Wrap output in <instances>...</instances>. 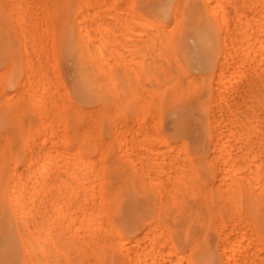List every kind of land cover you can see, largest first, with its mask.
<instances>
[{"label":"rangeland","instance_id":"obj_1","mask_svg":"<svg viewBox=\"0 0 264 264\" xmlns=\"http://www.w3.org/2000/svg\"><path fill=\"white\" fill-rule=\"evenodd\" d=\"M50 1L52 3V0H50ZM50 1H47V2H50ZM55 1L56 2L55 3L53 2L52 5L50 4L51 8L48 10V8L50 6L47 5L49 3H47L46 0H15V1L14 0H0V116L2 117V119L0 117V136L4 137V138H8L10 144L12 146H14L16 149H19L20 153L26 152L25 150L27 148H25V146L27 145V143H28L27 147L29 145L31 146V148L28 147L29 149H32V146H33V149H35V147H34L35 144H36V146L39 145L40 147L39 146L36 147L37 150L32 149L33 154H34V155L32 154V158H31L33 161L32 163H34V160H35V159H33V156L42 154L43 158L41 157V155L36 156V157L37 158L39 157L40 160L43 159V161L41 160L42 163L43 162L45 163V164H43V166L45 165V167L48 168V169L46 168L47 169L46 173H45V170H46L45 167L43 169H39L40 174H38L36 172L37 170H34L37 173V175L34 173L36 176L35 178L39 177L38 178L39 180H36V179L34 180V178L32 179V177H34V175H32V177L30 179V181H31L30 183L28 182L27 179L25 182H24L25 179L24 180L22 179V177H24L23 174H25L24 172H26V170L25 171L23 170L22 173L20 174V175H22L21 178L19 179L20 181L16 180L20 177V175L18 174L19 175V177H18V175L15 176L16 174H13L14 177L12 176L11 180L13 182L18 181L19 185H17V182H15L16 184L14 183L15 185H13V182H10L9 185H11V184L12 185L7 186V190H6L7 195L4 198H0V264H36L35 261H37L38 263L40 262L39 264H73L74 263L73 260H75L76 258L78 260L76 259L74 264H94L95 262H98L99 257L96 256L91 250L88 251V249L86 247L87 244L89 243V242H86V239L89 240L91 238L90 240H93L94 238H92L93 236L90 235L89 233L87 234L88 230L85 229V227H84V226H86L85 224L83 225L84 228L81 227L82 225L79 226L80 224H82V215H78V218H76V219H78L77 221H79V222H74V225H73L74 227H72V229L74 228L73 232L71 231L72 230L71 229L69 232L65 231V233L67 232V234H65L64 231H63V233H61V234H65V236H67V235L72 236V234L75 232L73 234V237L75 236L74 239H76L75 240L76 243L79 244V242H80L82 244V245H80V247H78V245H76V247H78L79 250H77L78 248H72V251H71V249L70 250L64 249L66 254L69 251L71 256L69 255V252H68V255H64L65 254V253H63L64 251L61 252V250H58L59 248L56 247V245H55L56 249L59 251V253L60 252L63 253L62 254L63 257L61 256V254L57 253L58 251L55 250V247L52 244V243H54V241L52 239L57 238V237H61V236L54 234V233H51L52 236L50 237L49 235L46 236V233L43 230L39 231V229H34L31 231L30 226H29V228H26V227H28L29 223L32 222V220H29L27 217V214L23 213L21 211L23 209H26V207H23V208H21V207L23 205L25 206L26 203L28 202V193H30L31 195L33 193V191H31L33 188L32 187L29 188V187L34 185L35 186L34 192L35 191L36 192L41 191L44 193V195L47 192L48 195L46 194V196H48L47 198H49L48 201L51 200L48 192L50 190L49 188L52 187V184H51V182H48V181H52V178L56 174V170L63 169V167L67 166L68 164H69L68 166H70V167L73 166V169H75L74 168V167H76L75 165H78V166L80 164L83 165L82 167H84V169L81 167V165L79 166L82 169V171L80 170L82 173L77 172L80 168L76 167V169H75V170H77V168H78L76 173L78 175H80V173H81L82 179H83V176L90 174L89 175L90 177L86 176V177H88L87 178L88 180L90 179V182L88 181V183H87L86 182L87 179H85L86 178L85 177L84 178L85 181L83 180L84 181L83 185L85 182H86L85 185L88 187L92 186L94 184V182H95L94 185H98V187L97 186H96V188L93 187V189L95 191L97 190V191L101 192V196H100L99 192L97 193V194H99L100 197H98L96 192L92 193L93 191L90 192L89 190H86L87 189L86 186H83L84 188H86L84 190L88 191V192H84V191L83 192L87 196H89L88 195L89 193H90V196H91V194H95V198L93 197L94 198L93 199L92 196L91 197L85 196L84 193L82 192L83 188H80L79 189L80 191L78 194L79 195L78 199L85 201L84 198L86 197V200L89 201L88 203L85 201L88 204L87 205L88 207L85 205L86 203H84V201H83L85 211L87 209H90V208H91L90 209L91 211L93 209L96 210V214H97V211L98 212L99 211L100 212L106 211L104 214L106 216H104L105 218L102 219V222H103V220L107 221L108 226L111 228L107 227V229L106 228L104 229L101 227L102 229H99L98 232H101L102 235L104 234L103 232H105L104 237L106 236L105 242L104 241H103L104 243L101 242L100 246L106 247V244H108V245L110 244L108 247V250L112 249V251H114L117 255H119L118 253L121 250H119L118 245H116V240L118 239L120 241V239L127 238L131 232L129 230V225L126 222V221H128L126 219L127 213L130 214V212L133 210L131 213H133L134 215H135V213H137L135 216H140V215H142V213L144 214V206L145 205H142L143 203H142L141 199L143 198L142 200H144L146 198H151L152 204L154 203L153 206L156 208V210H157V206H158V208H159L158 212H160V214H161V212H163V210H161V208L165 207L164 210L167 211V214L170 213L171 217H173V218H171L170 216H168L170 214H168V215L165 214V216L168 218L166 220H169V218H171L169 220V222H171V224L168 223V221H166L167 224L169 225L168 228H170V232H169L170 235L168 237H169V239L171 238L170 240H173V243L176 246L178 253L180 254V252H181L180 255H182L183 258L188 259L189 262H187V260H185L187 263L191 264V261H192V264H227L226 262H227V259H229L230 253L225 254V249H223L225 243L223 242V245H222L221 241H223L225 235L228 236L230 238V241H231L230 242L231 245H229V246H230V248H233L235 246L234 244L236 243L235 241L238 240L237 237L240 238L241 236H244V235H241L240 233L242 231H245V230H246V232L248 231V233L251 235V237H253V238L256 237V239H258L257 242L260 240L259 242L262 243V244L257 243L258 246L254 245V246H257L256 248H254L253 245L249 246L250 248L249 247L246 248L245 249L246 252L248 251L247 249H250L248 251L247 255H249V253L251 255L253 250L255 253V252L259 251L257 249H260V255L262 257L258 255L259 252L257 254L255 253V254L258 255L257 258L259 257V258H261V260L263 258V260H264V256H263L264 252L261 251L264 248V216L262 214L253 213L252 217L250 216L251 217L250 218L249 217V215H251L250 213H248V214H246L247 212L243 213V210L246 207L245 200L244 201H238L236 204H234V203L232 204L230 202V198L232 200V198L234 197L233 196L234 194L232 195V192H231L234 189V188H232V187H234V176L237 177V175H236L237 172H238V176H240V174H239L240 171L236 170V173H234L235 170L233 169L234 167H232L233 164H231V163H234V161H233L234 160V158H233L234 157V146H233L234 137H231L232 136L231 133L234 131V124H233L234 120L233 119H234V116H236V117H242V116H246V115L249 116L251 113V109L253 108V106H252L253 103L258 101V99L254 98V100H253L252 98L255 97L254 95L258 96L257 93L262 92L263 90L261 91V89L264 88V81H263L264 80L263 79V77H264L263 76V74H264V70H263L264 69V60H263V58H264V27H263L264 26V24H263L264 23V7H263L264 6V0H245L246 2L242 1L241 7H244V9L240 8V6L234 8L235 4L238 2L237 0H236L235 4H234V0H229V1H226V0H209V1L208 0H205V1L204 0H198L200 2H197V0H183V1L181 0L182 1L181 3L179 2V0H132V1L131 0H55ZM64 1L66 2V4ZM260 1H262L263 3L262 2L260 3ZM26 2H27V4H26ZM93 2H96V3H93ZM205 3L208 5V7H207V5H205ZM238 3L239 4L241 3L240 0ZM238 3H237V6H238ZM246 3H248V4H246ZM257 3H258V5H257ZM259 3L262 6H260ZM102 4H103V6H102ZM194 4H195V6H194ZM201 5H202V8H201ZM220 5H222V6L220 7ZM54 6H56L57 8H54ZM176 6H177V8H176ZM232 6H234V7H232ZM16 7H18V8H16ZM214 7H215V9H214ZM219 7H220V9H219ZM246 7H248V8H246ZM211 8H212V10H211ZM43 9H45V10H43ZM46 9H47V11H46ZM52 9H53V12H52ZM176 10H178V11H176ZM180 10H181V12H179ZM96 12L97 13L99 12L98 15ZM175 12L176 13L178 12L177 17L175 15L176 14ZM92 13H93V15H91ZM102 13H104V16H102ZM44 14H45V16H44ZM51 14L53 16H51ZM18 15H19V17H18ZM179 15H180V17H178ZM25 17H27V18H25ZM44 17L45 18L47 17V18L45 19ZM174 17H175V19H174ZM82 18L84 19L85 23L82 22L83 21ZM176 18H178V19H176ZM42 19H43V21H42ZM118 20H119V22H118ZM139 21H142L144 24L142 22H139ZM146 23L149 25H145ZM86 24L89 25L88 28H87ZM96 24H97V26H96ZM111 25H113L112 28L110 27ZM161 25L163 28L165 27L167 29H165V28L163 29L161 27ZM96 27L98 29H100L101 32H100V30H98V32H97ZM146 27L148 30L146 29ZM239 27H240V29H238ZM94 28H95V30H94ZM88 29L90 32H88ZM135 29L143 31L144 36L146 35V32L148 31L147 35L145 37L143 35H139L138 37L134 36L133 34L135 32ZM131 30L134 32H132ZM151 31H153V32H151ZM155 31L156 32L160 31V32L156 33ZM125 32H127L126 35L124 34ZM253 32H255V33H253ZM103 33H104L105 37L108 38V40L104 37ZM113 33H114V35H113ZM122 33H123V35H122ZM152 33L153 34L155 33V35L157 34L158 37L160 36L161 37V38L159 37L160 41H161V39H163V40L160 43L157 35H156V37L152 36V37H154L152 39V43L153 42L155 43V41H156L157 44L153 43L155 46H153V45L152 46L155 47V49L153 47H151L150 49H154L155 52H152L150 54V52L148 53V50L150 51V49H147V51H146V48L144 47V49H145L144 51H143V49H139V50L144 52V53L142 52V56H141V54H140L141 52L138 53L139 50H138V52L136 50V48L138 46L136 47L134 45V43L136 42L135 39L139 38L142 41L145 39L144 40V42H145L146 40L151 38L150 35H152ZM98 34L99 35L102 34L99 39L102 40L101 37H103V39H105L104 42H103V40L101 42L98 39L99 44H97L98 41L96 40L97 37L99 36ZM93 35H95V36H93ZM119 35H120V38H119ZM257 35H259V37ZM114 36H115V38H114ZM147 36H149L150 38H146ZM240 36H241V38H240ZM133 37H135L134 40H133ZM6 38H8V39H6ZM112 39H113V41H112ZM167 39H168V41H167ZM153 40H155V41H153ZM105 41L109 42L110 44L106 43ZM157 41H159V42H157ZM238 41H240V42H238ZM201 42H203V44ZM162 43H165V44H162ZM158 44L160 47L157 50L156 46L158 47ZM160 44L162 45V47ZM167 44L169 45L166 47V48H168V50L164 46V49L162 51H160V49L163 48V45H167ZM252 44H253V46H252ZM98 45H99V47H98ZM144 45L148 46L150 44L149 43H143V46ZM105 46H108L107 47L108 50ZM97 47H98V49H97ZM50 48H51V50H50ZM92 48L95 49V53H94V49H92ZM117 48H119V49L116 50ZM131 49H134V50L132 51ZM114 50H116V51L113 52ZM121 50H123V51H121ZM202 50H203V52H202ZM255 50L257 52L256 54H254ZM260 50H263L262 51L263 53L259 54ZM90 51H92L93 53L90 54ZM97 51H99V54ZM101 51H102V53H101ZM158 51H159V53H158ZM163 51H164V54H163ZM165 51H167V52H165ZM229 52L231 53V58L229 56V54H230ZM252 52L255 55V60L253 59V56L251 54ZM103 53H104V56H103ZM107 53H108V55H107ZM153 53H156L157 56ZM166 53L171 56V58L169 57V60L171 59V62L169 60H167L166 57H168V56H166ZM227 53H229V54L226 55ZM244 53L246 56L242 55V57H241V54H244ZM247 53L249 54V57L247 58L248 60L246 59V57L248 56ZM139 54H140V56H139ZM147 54L150 57L152 56L151 57L152 59L149 58V56L144 57V55H147ZM162 54H163V57H162ZM223 54H224V56H223ZM233 54H235L234 55L235 59L232 58ZM257 54H258V56L261 57V58L259 57L260 58L259 61H261L262 63L256 61L259 59L258 57L256 59ZM97 55H100L99 56L100 59H99V57L97 58ZM118 55L119 56L121 55V56L119 57ZM129 55H131V56H129ZM225 55L227 56V58L225 57ZM236 55H237V57H235ZM47 56L49 59L47 58ZM112 56H115V57H112ZM136 56H137V58H136ZM153 56L156 57L155 63L159 62V60L161 62L165 61V59H166V61H168L167 63H161L160 66L158 65L159 69L156 66V68H157L156 72L158 74H156V72L154 70V69H156L155 66L150 68L152 62L154 65V61H152V60H154L155 57L153 58ZM122 57H124V59ZM164 57H165V59H164ZM143 58H145V61L142 60ZM148 58H149V62L152 61L149 64L147 62ZM157 58H160V59L156 62ZM161 58H162V60H161ZM198 58H200V60ZM224 59H226V60H224ZM241 59L245 63L246 62L248 63V64H246L247 65L246 66L245 63L243 62L244 66L242 69V71H243L242 74H244V72H245V75L240 76V78L238 79L239 81L236 82V86H235V84H233L234 86L232 85V87H230L231 85L227 84L224 87L225 88L224 91H226V89H228V90L226 92H224L222 90L220 91V89H222V87L219 86L216 82L218 79L217 78L218 67L223 68V66H225L223 68V69H225V75H224L225 79L224 80L228 81L229 75L231 74L230 72H232L231 71L232 67H234V64L242 63ZM100 61L102 64L100 63ZM110 61H112V62H110ZM219 61H221V62H219ZM230 61H232V63H230ZM252 61H253V63H252ZM137 62H139L140 64L141 63L144 64V67H143L144 69H141V68L139 69L136 66L137 64H139ZM195 62H196V65H195ZM222 62H224L223 63L224 65H222ZM250 62L252 64L253 68L251 67ZM169 63L172 65L170 66ZM256 63H257V65H256ZM164 64H165V66H164ZM202 64H204V65L201 66ZM219 64H220V66H219ZM49 65L51 67H49ZM122 66H123V68H122ZM161 66H163V67H161ZM172 66H173V69H176V67H177V69L172 71ZM227 67H229V68L231 67V69H228ZM254 67L257 70L254 69ZM248 68L253 69V70L249 69L250 72H247ZM131 69L133 70L132 72H131ZM259 69H261V70H259ZM134 70H136V71H134ZM137 70L139 72H137ZM153 70L155 73L153 72ZM226 70L228 71L227 73H226ZM244 70H246V71H244ZM144 71L147 72L148 75H145ZM256 71H257V73H256ZM259 71H261L262 74ZM170 72L171 73L174 72L173 73L174 75L173 74L171 75ZM167 73H169V75ZM178 73H179V75H178ZM155 74L157 76H155ZM226 74H229V75H226ZM246 74L248 75L249 80L253 81L254 80L253 78H255L258 80L259 85L261 84L263 87L261 88V86H260V88L259 87L256 88L255 89L256 92L254 91V89L253 90L244 89L243 87L246 88V85L248 84L247 82L249 81L246 78L247 77ZM47 75H49V76H47ZM137 75L139 77H137ZM251 75L253 78L251 77ZM261 75H262V77H261ZM160 76H162V77H160ZM121 77H122V79H121ZM147 77H148V81L146 80ZM196 77H197V79H196ZM226 77L228 79H226ZM149 78H150V80H149ZM169 78H170V80L172 79L173 81L172 80L170 81ZM184 78H186V79H184ZM201 78L203 79V81ZM214 78L216 80H214ZM175 79H177V80H175ZM195 79L198 81V83H200L199 84V85H201L200 87H198L199 85L197 84V82L195 83V81H194ZM199 79H201V80L199 81ZM51 80H52V82H51ZM141 80H142L141 85L143 83V88L140 85ZM43 82H45V83H43ZM213 82H214V84L215 83L216 84L214 85ZM148 83L150 86H147ZM153 83H154L153 86L155 87V91L153 90V87H152ZM159 83H161V84H159ZM58 84H60V86H58ZM76 85H78V87L86 88L88 90V95H87L88 99H86V101H84V99H81L78 96V94L76 93V88H77ZM124 85L126 86V88ZM116 86H117L118 90H117V88H115ZM138 86H139V88H138ZM159 87H161V88H159ZM235 87H237V89H238V87H240V89H238L240 91L238 92L237 89L234 90ZM241 88H242V90H241ZM123 89H124V91H123ZM158 89H161V91ZM196 89H198V90H196ZM243 89L247 93L244 92ZM166 90H167V92H166ZM215 91H217V92H215ZM241 91H243L242 94H241ZM112 92H113V94H112ZM139 92H140V94H145L146 100H144L145 99L144 97H141L142 95L141 96L138 95ZM182 92H183V94H182ZM234 92L236 93V95L239 96V97L237 96V98H239V101L236 99H232L234 96L236 97ZM253 92H255V93H253ZM263 92L258 96L260 99L255 104L257 106V108L261 109V110L263 109L262 106H264V93ZM30 93H31V95H30ZM52 93H54V94L52 95ZM159 93L161 95H159ZM243 93H244V95H243ZM245 93H246V95L248 94V96H246ZM200 94L204 95V96H201ZM215 94H216V97H215ZM250 94L252 95V98H250L251 97V96H249ZM56 95L58 98L56 97ZM139 96L141 98H139ZM229 96H230V98H229ZM243 96H244V98H243ZM174 98H176V99H174ZM240 98L241 99L243 98L241 100V101H243V103H245V101H247V100L248 101L250 100L249 101L250 103L252 100H253V102L251 105H248V104H250V103H248V101L246 102L247 105L246 104L243 105L242 103L240 105V103H239ZM106 99H107V101H106ZM234 100H236V101H234ZM32 101H33V103H32ZM53 101H55V102H53ZM70 101L73 104V105L71 104L72 106L70 105V103H71ZM140 102H142V104L145 103V105H141ZM168 103H170V104H168ZM215 103L217 105H218V103H221L218 105L220 108L223 105H225V106H223L222 107L223 109L221 110ZM138 104H139V106H138ZM236 104H238L237 105L238 108L235 107L234 108L235 110H232L233 107L229 108V109L227 108L229 105H231V106L235 105L236 106ZM44 106H45V108H44ZM231 106H229V107H231ZM244 106L246 107V109L248 108L247 109L248 112L242 113L241 109H245ZM256 106H255V108H256ZM217 107L220 109L221 112H219ZM78 108L83 109V110H78ZM44 109H46V110H44ZM49 109H51V110H49ZM47 110H49V111H47ZM92 110L94 111L93 113L88 112V111H92ZM54 111H56V112H54ZM222 111H224V112H222ZM240 111H241V113H239ZM57 112H59V114ZM60 112H62L63 115ZM234 112H236L238 114L236 115V113H234ZM155 113L157 115H155ZM212 113H214V114H212ZM215 113H217V114H215ZM152 114L154 116H152ZM219 114L221 117L219 116ZM223 114H225V115H223ZM224 116H226V117H224ZM151 118H154L156 120H153ZM225 119H227L226 121L229 124L225 121ZM23 120H24V122H23ZM86 120H87V122H86ZM192 120H193V122H192ZM219 120H221V121H219ZM93 121H94V123H93ZM223 121H224V123H223ZM197 122H198V124H197ZM24 123H25V125H24ZM130 124L132 125V127L130 126ZM223 124H224V126H223ZM20 126L21 127L24 126V127L21 128ZM187 126H188V128H187ZM216 126H218V127H216ZM222 126H223V128H222ZM197 127H200L201 129L200 128L197 129ZM6 128L8 129V131ZM220 128H222V129H220ZM229 128H231L233 131L231 129L229 131ZM51 129H52V132H51ZM226 129L230 133L226 132ZM83 130H84V132H83ZM10 131H11V133H10ZM191 132H192V134H191ZM81 133H83V134H81ZM227 133H229V135H228L229 139L225 138V137H221L223 134H226V136H227ZM151 134H153V135H151ZM181 134H183V135H181ZM184 134H185V136H184ZM14 135H15V137H14ZM190 135H191V137H190ZM195 135H197V136H195ZM151 136H154L155 138H153ZM198 136H199V138H198ZM217 136H219V137H217ZM233 136H234V132H233ZM193 137H195L196 139ZM67 138H68V140H67ZM217 138L218 139L220 138V140H218ZM48 139H49V141H48ZM226 139L229 142L231 140V146ZM57 140H58V142H57ZM160 140L162 141L161 143L163 144V147H162V145L159 144ZM180 141H181V143H180ZM77 142H79V144ZM117 142H119V143L116 144ZM214 142H216L217 145ZM225 142L229 145H227ZM81 144H83V145H81ZM212 144H215V145H212ZM223 144H225V145H223ZM100 145L103 148L99 147ZM170 145L172 146L171 150H170L171 147H169ZM226 145H227V147H226ZM166 146H168V147H166ZM229 146H230V149H229ZM42 147H44V148H42ZM47 147L49 150H51V152H52V150L57 148L58 150L55 149V150H57L56 151L57 153L55 152V150L52 152V154L50 152H46L48 150ZM61 148H63L64 150L59 151V150H62ZM76 148H77V150H76ZM82 148L86 149L85 153L82 150ZM211 148H213V152H212ZM177 149H179V150H177ZM221 150H223V152L225 151L224 154ZM230 150H231V152H230ZM35 151L36 152L38 151L37 152L38 154L35 155V153H34ZM44 151L46 154L44 153ZM178 151H180L181 153ZM73 152H75L76 155ZM167 152H169V153H167ZM226 152L230 153V154L228 155ZM67 153H68V155H67ZM124 153H125V155H124ZM225 153L227 154V156H225ZM59 154L62 155L61 158H59L57 156ZM64 154H66V155H64ZM73 154L76 157H73ZM102 154H104V155H102ZM44 155H48V156H45L46 159H44ZM52 155H53V157L56 155L55 157L57 159L59 158L57 163H54L56 161H53L55 157L54 158L51 157ZM213 155H216V156H214L215 159H213L214 158ZM65 156H68L71 159H68V157L66 159H64ZM154 156H156V157H154ZM223 156H225V158H224L225 161H226V159H230V160H227L226 163L224 162V164H223V160H222ZM47 157H48V161L50 163L49 162L46 163ZM153 157H154V159H153ZM157 157H159V158L162 157V158H160L162 160H160ZM199 157H200V159H199ZM210 157H211V159H210ZM216 157H217V159H216ZM39 158L37 160H35L38 162V164L41 162V161H38ZM187 158H188V160H187ZM203 158L205 159L206 162H202V160L204 161ZM61 159L62 160L64 159L63 162L65 160H66V162L69 160L70 163L65 162L64 163L65 165L63 164L62 166H60L63 163V162H61L62 161ZM73 159H74V161L76 160L75 161L76 163H74L72 165L71 163L74 162ZM155 159L157 160V162H159L158 164H157ZM176 159H178L179 161H177ZM59 160H60V164L58 165ZM86 160H89V161H86ZM132 160H133L134 167L132 166L133 164L130 165V163H132ZM78 162H80V164ZM96 162L99 163V165L102 167H100ZM172 162H174V163H172ZM215 162H216L217 166L215 165ZM29 163H31V161ZM42 163H40V164H42ZM86 163L89 166V167H87V168H89V169H87V171L85 170L86 169L85 166H87ZM150 163H151V165H150ZM46 164H47V166H46ZM159 164H162L164 169H162L163 167ZM229 164H231V166ZM17 165H18L17 162L12 161V170H11L12 172H15L16 170L19 169ZM48 165H51V166L48 167ZM53 165H54V167H56L58 169H55L53 167ZM40 166H42V165H40ZM57 166H60V167H57ZM227 166L228 167L230 166V167L228 168ZM98 168H101V169H98ZM36 169H37V167H36ZM90 169L92 171H89ZM141 169L143 171H141ZM174 169H175V171H174ZM83 170H85L87 172V174H85L84 173L85 171H83ZM100 171L102 174L100 173ZM167 171H169V173H166ZM229 171H231V172H229ZM12 172L10 174H12ZM42 172H44V173L42 174ZM76 173H74V174L76 175ZM242 173L244 175H249V173L246 170L242 171ZM46 174L48 176H51L52 178L51 179L48 177L45 178V176H47ZM187 174H189L190 176H188ZM203 174H205V175H203ZM41 175L44 176V179H46L48 185H50V186L46 185L47 183L45 184V181L40 182V180L43 178V177H40ZM78 175H77V177H78ZM96 175H98L99 178ZM191 176H192V178H191ZM206 176L208 178H206ZM25 177H27V176L25 175ZM144 177H145V179H144ZM172 177L174 180L172 179ZM179 177H182V179H180ZM100 178H102V179L100 180ZM183 178L186 180V184H185V182H184L185 180ZM221 178H223V179H221ZM79 179H81V178H79ZM171 179H172V181H171ZM207 179H208V181H207ZM224 180H225V182H224ZM92 181H93V183H92ZM120 182L122 183L121 189L119 188ZM188 182H190L189 183L190 185H188ZM191 182H194V183H191ZM218 182L220 185L218 184ZM41 183H42V186L40 188ZM43 183L45 184L44 188H43V186H44ZM81 183H82V181H81ZM89 183L90 184L92 183V184L89 186ZM182 183H183V185H182ZM199 183H201V184H199ZM113 184H115V185H113ZM228 184H229V186H231V184H232V186L229 189H228ZM21 186L23 187V191H21V193L23 192L26 197H24V195L21 194L19 191V190H21ZM47 186H48V188H47ZM146 186H148L149 188H146ZM159 186L161 189H164L163 190L164 192L161 189H159ZM174 186H176V187L178 186V188H176ZM195 186H196V188H195ZM204 186L207 187V189H205V190L203 189V190L204 191L208 190L209 194H208V191H206L203 193V196H201L202 195V193H201L202 188ZM8 187H10V188H8ZM11 187H13V188H11ZM17 187H20V188H17ZM24 187L27 190H25ZM150 187H151V189H150ZM154 187H156L157 190L159 189L158 190L159 192H156V189H154ZM193 187H194L195 191H193L194 190ZM208 187L210 190L208 189ZM45 188H46V190H45ZM184 188H186V189H184ZM12 189H14V190L18 189V190H15V192H13L14 190L12 191ZM90 189H91V187H90ZM119 189L121 191H119ZM147 189L151 190V193ZM222 189H223V191H225V193L228 192L229 194H226V195H229V196H226L223 193ZM184 190H185V192H184ZM17 191H18V193H17ZM109 191H110V194H109ZM199 191H200V193H198ZM256 191H260V190L257 189ZM36 192L33 193V196L37 194V195H39L37 197L40 198L42 196V194L41 193L38 194ZM80 192H82V194ZM152 192H154V193H152ZM162 192L164 193V195ZM182 192H184L185 195L182 194ZM13 193H14V195H16V197H17V194L20 193L19 195L20 196L23 195L22 196L23 200L27 201V202L23 203L24 201L21 200L22 197L20 198L18 196L20 199L15 198ZM176 193L179 195H176ZM143 194L145 195L146 198L143 196ZM148 194L150 195V197H148ZM198 194H199V196H198ZM219 194H221V195L219 196ZM9 195H11L12 197L14 196L15 199H18V201L20 203L18 201L17 202L20 205L14 203V201L16 202V200L14 198L13 199H11L12 197L8 198ZM80 195H84L83 196L84 198L82 196L80 197ZM156 195H159L160 198ZM181 195H183V196H181ZM222 195H224V197ZM165 196H168L169 199L171 197V199H170L171 201L169 199H168L169 201L166 200L167 197H165ZM177 196L180 198V200ZM185 196L187 197V199H188V196L190 197L187 200V202H185V199L183 198ZM194 196L196 197V200L198 202L195 199H193V198H195ZM109 197H110V199H109ZM207 197H208V199L206 201ZM35 198H33V199H35ZM45 198L46 197H44L43 199H45ZM81 198H83V199H81ZM99 198H100V200H99ZM106 198L109 200L112 199L111 200L112 202L104 207L105 210L104 209L100 210L101 207L99 205L100 203H98V202L101 201V199H106ZM172 198H174V199H172ZM181 198H183V199H181ZM191 198L193 199V201ZM10 199L13 201H11ZM37 199L35 201H33V203H35V202L39 203L41 201L40 199H38L40 201H38ZM159 199H160V203H164L165 206L164 205L162 206V204L158 203ZM176 199L178 200V202L176 201L177 205L181 202L178 206H175L176 204H174V203H176V202H174ZM201 199L203 201L202 203L206 204V205L204 204V207H203L202 203H201V206L203 207L202 210H201V207L199 206L200 205L199 200H201ZM154 200L155 201L157 200V202H155ZM172 200H173V202H172ZM194 200L196 201V203L194 202ZM226 200L228 201V203L230 205L231 204L232 205L230 206L229 204H227ZM45 201L48 204L50 202V201L48 202L46 199H45ZM183 201H184V203H183ZM79 202L81 203V204H79V207H80V205L82 207V201H79ZM131 202H133L132 210L130 208ZM169 202L170 203L172 202L171 205L172 204H174V205H172L170 207ZM92 203H94L96 205L95 208L93 207V209L91 207V206H94ZM117 203H118V205H117ZM185 203H187L186 204L187 208L185 207ZM188 203H190V204H188ZM240 203L242 206L240 205ZM13 204L15 206H18V205L21 206L19 209L20 210L19 214H14V212L18 213L17 212L18 209L15 206H13ZM44 204H43V206H45ZM90 204H92V205L89 206ZM238 204H239V206H238ZM11 205L15 208L11 207ZM190 205H192V206L194 205L195 207L191 206L192 207L191 208ZM227 205H229V206H227ZM43 206L39 203L38 209H40ZM85 206L87 207V209H85L86 208ZM111 206H114V207L111 208ZM153 206H150V210L152 209V211L155 210V208ZM198 206L200 207L201 211H206V212H201V211L198 212L197 211V210H199ZM173 207L174 208L176 207V208L174 209ZM216 207L217 208L219 207L218 208L219 211ZM229 207H232V209ZM12 208H13V210H12ZM55 208H53V209L56 210ZM142 208H143V211H142ZM171 208L173 211L171 210ZM53 209H52V211H54ZM79 209L83 210V208L82 209L79 208ZM127 209L130 211L128 212ZM137 209H138V211H137ZM191 209L193 212L191 211ZM94 210H93V212H94ZM150 210L148 211L149 217L151 214H154V213L157 214L158 213L157 211H153L154 213H152V211H150ZM231 210H234V212ZM23 211H25V210H23ZM26 211H27V209H26ZM166 211L164 213H166ZM179 211H181V212H179ZM245 211H247V210L245 209ZM86 212H88V210ZM237 212H238V215L236 214L235 215L236 217L234 216L235 217L234 218L233 215H234V213H237ZM148 213H146V214H148ZM182 213L184 214V216ZM216 213H217V215H216ZM228 213H231V214H228ZM239 213H240V215H239ZM22 214H23V216H22ZM24 214L26 216H24ZM123 214H124V216H123ZM188 214L192 215L190 219H187ZM18 215H20V216H18ZM161 215H164V214H161ZM173 215L174 216L176 215V216L174 217ZM199 215L202 216L201 221H199L200 220L199 217L195 219V217L199 216ZM242 215H243V217L241 218ZM203 216H205V218ZM230 216L232 218H234V219L231 218V223H229L230 222L229 221ZM237 216H238V218H237ZM244 216L245 217L247 216L250 219L249 220L247 218L248 220L246 223H244L245 219H246ZM102 217L103 216L100 217V220ZM149 217H147L143 222L140 220H137L138 217H136L137 221L134 220L135 222H133V224H132L133 228L138 227V226L144 224L145 222L150 221ZM23 218L28 223L24 224L26 221H23L24 220ZM163 218H164V216H163ZM55 220H56V217H55ZM80 220H81V222H80ZM181 220H183V221H181ZM185 220L187 222H184ZM202 220L205 223H202ZM218 220H222V221L220 222ZM22 221L24 223H22ZM51 221H54V217L51 218ZM110 221L113 222L112 224H114L115 227H113L114 225H112ZM139 221L141 224H139ZM177 221L180 224H178ZM226 221L229 223V225L227 224ZM248 221H249V224H247ZM250 221H252V222H250ZM107 222H103L102 225L103 224L106 225ZM174 222H176L177 224ZM210 222H212V223H210ZM241 222H243V226H244L243 228H239L240 226H242ZM254 222H255L256 228L254 226ZM77 223H79V224L77 225ZM218 223L222 224V225H224L226 223L227 226H225L226 225L225 224L223 227L222 225H219ZM20 224H22L24 226V228H23V226L22 227L19 226ZM213 224L215 226H213ZM217 224L219 225V227L217 226ZM104 225H103V227H105ZM178 225L179 226L181 225L182 228L181 227L179 228ZM247 225L248 226L251 225V227L249 226V229L251 228L250 229L251 231L247 230V228H248ZM18 226L20 227V229ZM75 226H77V227L79 226L78 227L79 230H77L78 228H76ZM253 226L256 229V231L258 230L257 231L258 233L255 232ZM190 227L193 229H191ZM213 227L214 228L216 227V228L214 229ZM225 227L228 229H225ZM82 228H83V231L85 232V234L82 231ZM113 228L115 231H113ZM220 228H224L225 231L220 230ZM103 229H104V231H103ZM110 230H112V231H110ZM157 230H158V228H157ZM157 230H156V234L160 233V234H157V237L159 235H161L162 237L159 236L160 238H157V237L156 238L161 240V238H163V235L161 234L162 232L157 231ZM174 230H177L181 234V236L177 231H175V233H174ZM235 230L238 232H236ZM35 231H37V232H35ZM41 231H42V233H41ZM77 231L79 233H82L81 235L84 234L83 239H82V236H80ZM252 231H253V233L255 232L256 235H255V233L252 234L251 233ZM2 232H4V234ZM197 232L199 233V235H197L198 234ZM223 234H225V235L223 236ZM229 234H230V236H229ZM242 234H244V233L242 232ZM246 234L247 233H245V235ZM4 235H5V237H4ZM88 235L90 237H88ZM171 235L174 237H172ZM254 235H255V237H254ZM178 236H180L182 238L180 241H177ZM221 236H222V238L220 240ZM234 236H236V237H234ZM246 236L249 237L248 234ZM41 237L42 238L45 237V240H43V241L46 244L44 242L40 243V242H42V241H39V240H42ZM111 237H112V239H111ZM2 238L4 240H6L7 243H4L2 241ZM48 238H50L52 240V242ZM167 238L162 239L161 241L167 240ZM197 238H200V239H197ZM225 238H227V237H225ZM236 238H237V240H236ZM259 238H261V239H259ZM107 239H109L110 241ZM192 239L193 240L195 239V240L193 241ZM211 239H212V241H211ZM228 239H226V240L229 241ZM46 240H48V241H46ZM49 240H50V242H49ZM69 240L71 241V240H73V238L72 239L69 238L68 241ZM77 240L79 242H77ZM196 240H198V241H196ZM107 241H109V243H107ZM192 241L194 243H192ZM224 241H225V239H224ZM36 242L38 243V245ZM110 242H112V243H110ZM83 243H85V244H83ZM191 243L195 245V246L193 245V250L191 249L192 247L190 246ZM230 243L227 242V244H230ZM232 244H233V246H232ZM84 245H85V247H83ZM42 246H44L43 249L46 251L42 250ZM188 246H189V248H187ZM261 246H262V248H261ZM221 247H223V248H221ZM251 248H252V250H251ZM53 251H54V253H52ZM199 251L201 252V255L198 254ZM78 252H79V254H78ZM90 252H92V253H90ZM183 253H185V257L183 256L184 255ZM254 253H252V254H254ZM55 254L57 255V259H56ZM73 254H74V256H76V254H77L78 257H74ZM84 254H85V257H84ZM89 254H91V255H89ZM243 254H245V252L241 253V255H243ZM223 255H224V257H223ZM227 255H228V257H227ZM64 256H69V258L70 257L71 258L67 259ZM231 256H232V254H231ZM236 256L238 257L239 255H236ZM236 256H233L234 257L233 259L236 260L235 261L236 263L240 264L242 262L241 258H240L241 256L237 258L238 260L236 259ZM253 256H255V255H253ZM73 257H74V259H72ZM255 258H256V256H255ZM173 259H175V258H173ZM225 259H226V261H224ZM230 259H231V257H230ZM92 260H93V262H92ZM231 260H230V262L232 263V261H234V260H232V261ZM253 260H252V262H253ZM177 261L173 262V263L170 262V264H179V263H177ZM257 261H259V260H257ZM156 262L158 263L159 261H156ZM156 262L154 264H157ZM162 262L165 263V261H162ZM181 262L183 264H186V262H184V260L183 261L181 260ZM235 262H233V264H235ZM108 263H109V261H108ZM168 263H165V264H168ZM253 263H251V264H253ZM258 263L259 262H257L256 264H258ZM111 264H116V263L112 262ZM262 264H264V261Z\"/></svg>","mask_w":264,"mask_h":264},{"label":"bare ground","instance_id":"obj_2","mask_svg":"<svg viewBox=\"0 0 264 264\" xmlns=\"http://www.w3.org/2000/svg\"><path fill=\"white\" fill-rule=\"evenodd\" d=\"M15 1V0H14ZM47 1H50V0H46V2ZM132 1V0H131ZM183 1V0H182ZM181 0H179V2L181 3L182 2ZM205 1V0H204ZM209 1V0H208ZM226 1H229V0H226ZM238 2H239V0H237ZM242 1H244V2H246L245 0H240V4L238 3V6H237V3L235 4V2H236V0H234V4H235V7L234 6H232V7H234V8H236V7H239L240 6V8H242V9H244V7H241V4H242ZM40 2V1H39ZM55 3L56 1L55 0H52V3ZM65 2V1H64ZM86 2V1H85ZM197 2H200V1H198L197 0ZM196 2V3H197ZM203 2V1H202ZM243 2V3H244ZM248 2V1H247ZM262 1H260V3H261ZM17 3V2H16ZM47 3H49V4H47L48 6H50L49 8H48V10L51 8V5H52V3H51V1L50 2H47ZM93 3H96V2H93ZM150 3V2H149ZM259 3V5L260 6H262L261 4ZM263 3V2H262ZM26 4H27V2H26ZM51 4V5H50ZM65 4H66V2H65ZM128 4V3H127ZM183 4V3H182ZM229 4V3H228ZM246 4H248V3H246ZM254 4V3H253ZM56 5V4H55ZM180 5V4H179ZM200 5V4H199ZM205 5H207L206 3H205ZM218 5V4H217ZM224 5V4H223ZM245 5V4H244ZM257 5H258V3H257ZM57 6V5H56ZM56 6H54V8H57ZM102 6H103V4H102ZM111 6V5H110ZM164 6V5H163ZM178 6V5H177ZM177 6H176V8H177ZM194 6H195V4H194ZM222 5H220V7H221ZM130 7V6H129ZM165 7V6H164ZM179 7V6H178ZM181 7V6H180ZM207 7H208V5H207ZM220 7H219V9H220ZM250 7V6H249ZM264 7V6H263ZM16 8H18V7H16ZM26 8V7H25ZM47 8V7H46ZM88 8V7H87ZM86 8V9H87ZM175 8V9H176ZM182 8V7H181ZM200 8V7H199ZM201 8H202V5H201ZM246 8H248V7H246ZM260 8V7H259ZM179 9V8H178ZM214 9H215V7H214ZM261 9V8H260ZM40 10V9H39ZM43 10H45V9H43ZM210 10V9H209ZM211 10H212V8H211ZM224 10V9H223ZM26 11V10H25ZM46 11H47V9H46ZM51 11V10H50ZM86 11V10H85ZM88 11V10H87ZM163 11V10H162ZM173 11V10H172ZM176 11H178V10H176ZM217 11V10H216ZM227 11V10H226ZM246 11V10H245ZM19 12V11H18ZM52 12H53V9H52ZM174 12V11H173ZM179 12H181V10L179 11ZM49 13V12H48ZM59 13V12H58ZM95 13V12H94ZM97 13V12H96ZM99 13V12H98ZM98 13H97V15H98ZM150 13V12H149ZM176 13V12H175ZM178 13V12H177ZM177 13L175 14L176 15V17H177ZM211 13V12H210ZM46 14V13H45ZM45 14H44V16H45ZM108 14V13H107ZM116 14V13H115ZM219 14V13H218ZM12 15V14H11ZM48 15V14H47ZM46 15V16H47ZM60 15V14H59ZM91 15H93V13L91 14ZM259 15V14H258ZM13 16V15H12ZM51 16H53L52 14H51ZM85 16V15H84ZM102 16H104V13H102ZM202 16V15H201ZM18 17H19V15H18ZM21 17V16H20ZM23 17V16H22ZM42 17V16H41ZM83 17V16H82ZM95 17V16H94ZM116 17V16H115ZM178 17H180V15L178 16ZM260 17V16H259ZM263 17V16H262ZM25 18H27V17H25ZM31 18V17H30ZM36 18V17H35ZM45 18V17H44ZM47 18V17H46ZM45 18V19H46ZM121 18V17H120ZM140 18V17H139ZM19 19V18H18ZM83 19V18H82ZM95 19V18H94ZM174 19H175V17H174ZM176 19H178V18H176ZM258 20V19H257ZM36 21V20H35ZM42 21H43V19H42ZM127 21V20H126ZM132 21V20H131ZM177 21V20H176ZM237 21V20H236ZM38 22V21H37ZM83 23H85L84 22V19H83V21H82ZM118 22H119V20H118ZM139 22H142V21H139ZM19 23V22H18ZM35 23V22H34ZM143 23V22H142ZM159 23V22H158ZM262 23V22H261ZM17 24V23H16ZM28 24V23H27ZM37 24V23H36ZM144 24V23H143ZM264 24V23H263ZM84 25V24H83ZM87 25V24H86ZM95 25V24H94ZM107 25V24H106ZM145 25H149V24H145ZM23 26V25H22ZM40 26V25H39ZM88 26L89 25H87V28H88ZM96 26H97V24H96ZM108 26V25H107ZM115 26V25H114ZM126 26V25H125ZM143 26V25H142ZM158 26V25H157ZM261 26V25H260ZM31 27V26H30ZM33 27V26H32ZM44 27V26H43ZM84 27V26H83ZM111 28L113 27V25H111L110 26ZM150 27V26H149ZM161 27H162V25H161ZM264 27V26H263ZM35 28V27H34ZM49 28V27H48ZM97 28V27H96ZM127 28V27H126ZM129 28V27H128ZM151 28V27H150ZM163 28V27H162ZM165 28V27H164ZM163 28V29H164ZM81 29V28H80ZM146 29H147V27H146ZM165 29H167V28H165ZM238 29H240V27L238 28ZM49 30V29H48ZM94 30H95V28H94ZM98 30H100V29H98L97 28V32H98ZM114 30V29H113ZM148 30V29H147ZM155 30V29H154ZM153 30V31H154ZM31 31V30H30ZM80 31V30H79ZM84 31V30H83ZM92 31V30H91ZM119 31V30H118ZM129 31V30H128ZM132 31V30H131ZM153 31H151V32H153ZM157 31V30H156ZM155 31V32H156ZM168 31V30H167ZM52 32V31H51ZM88 32H90L89 31V29H88ZM100 32H101V30H100ZM103 32V31H102ZM130 32V31H129ZM132 32H134V31H132ZM148 32V31H147ZM147 32H146V35H147ZM160 32V31H159ZM159 32H156V33H159ZM28 33V32H27ZM95 33V32H94ZM126 33L127 32H125L124 34L126 35ZM253 33H255V32H253ZM41 34V33H40ZM83 34V33H82ZM116 34V33H115ZM144 34V32L143 31H140V30H136L135 29V32H134V36H139V35H143ZM99 35V34H98ZM102 34H100L98 37H97V41H98V39L100 38V36H101ZM103 35H104V33H103ZM113 35H114V33H113ZM122 35H123V33H122ZM145 35V36H146ZM150 35V34H149ZM157 35V34H156ZM156 35H155V33L153 34L152 33V35H150L151 36V38L149 37V36H147L146 38H150V39H148V40H146L145 42H144V40L142 41V40H140L139 38L138 39H135V37H133V40L135 39V41L137 42H135L134 43V45L138 48H136L133 44V46L136 48V50H137V52H138V50L139 49H143V51L145 50L144 49V47L146 48V51H147V49H150L151 47H153V46H155L154 44L156 43V41L155 40H153V41H155V43L153 44L152 43V39L154 38V37H156ZM93 36H95V35H93ZM117 36V35H116ZM144 36V35H143ZM144 36V37H145ZM152 36H154V37H152ZM236 36V35H235ZM258 37H259V35H257ZM85 37V36H84ZM104 37H105V35H104ZM126 37V36H125ZM136 37V38H137ZM141 37V36H140ZM143 37V38H144ZM157 37H158V35H157ZM160 37V36H159ZM158 37V38H159ZM46 38V37H45ZM49 38V37H48ZM102 38V40H103V42H104V40L105 39H103V37H101ZM107 40H108V38L107 37H105ZM114 38H115V36H114ZM119 38H120V35H119ZM161 38V37H160ZM160 38H159V41H160ZM237 38V37H236ZM240 38H241V36H240ZM244 38V37H243ZM6 39H8V38H6ZM36 39V38H35ZM51 39V38H50ZM87 39V38H86ZM122 39V38H121ZM128 39V38H127ZM130 39V38H129ZM157 39V38H156ZM47 40V39H46ZM84 40V39H83ZM102 40L101 39H99V41H101L102 42ZM110 40V39H109ZM163 39H161V41H162ZM41 41V40H40ZM48 41V40H47ZM99 41H98V43L97 44H99ZM112 41H113V39H112ZM126 41V40H125ZM159 41H157V42H159ZM161 41H160V43H161ZM167 41H168V39H167ZM225 41V40H224ZM242 41V40H241ZM37 42V41H36ZM106 42V41H105ZM127 42V41H126ZM134 42V41H133ZM228 42V41H227ZM238 42H240V41H238ZM106 43H109V42H106ZM123 43V42H122ZM128 43V42H127ZM143 43H149L150 45H144L143 46ZM202 44H203V42H201ZM224 43V42H223ZM236 43V42H235ZM262 43V42H261ZM110 44V43H109ZM131 44V43H130ZM138 44V45H137ZM157 44V43H156ZM162 44H165V43H162ZM239 44V43H238ZM241 44V43H240ZM254 44V43H253ZM253 44H252V46H253ZM106 45V44H105ZM131 45V46H132ZM153 45V46H152ZM161 45V44H160ZM23 46V45H22ZM30 46V45H29ZM128 46V45H127ZM164 46H165V48L167 47V46H169L168 44L167 45H163V48L162 49H160V51H162L163 49H164ZM201 46V45H200ZM32 47V46H31ZM98 47H99V45H98ZM98 47H97V49H98ZM106 48L108 47V46H105ZM148 47V48H147ZM160 46H159V44H158V47L156 46V48H157V50H158V48H159ZM161 47H162V45H161ZM202 47V46H201ZM207 47V46H206ZM26 48V47H25ZM96 48V47H95ZM133 48V47H132ZM134 48V49H135ZM154 49H155V47H153ZM92 49H94V48H92ZM96 49V50H97ZM119 48H117L116 50H118ZM134 49H131L132 51L134 50ZM154 49H150V51L148 50V53L150 52V54L152 53V52H155V50ZM167 50H168V48H166ZM204 49V48H203ZM231 49V48H230ZM50 50H51V48H50ZM90 50V49H89ZM107 50H108V48H107ZM116 50H114L113 52H115ZM121 51H123V50H121ZM130 51V50H129ZM143 51H141V50H139V52L138 53H140L141 54V56H142V52ZM170 51V50H169ZM251 51V50H250ZM263 50H260V52H259V54L260 53H263L262 52ZM24 52V51H23ZM98 52V54H99V51H97ZM107 52V51H106ZM118 52V51H117ZM157 52V51H156ZM165 52H167V51H165ZM202 52H203V50H202ZM201 52V53H202ZM45 53V52H44ZM91 53H93L92 51H90V54ZM94 53H95V49H94ZM101 53H102V51H101ZM144 53V52H143ZM146 53V52H145ZM158 53H159V51H158ZM162 53V52H161ZM160 53V54H161ZM230 53V52H229ZM229 53H227L226 55H228ZM257 52H256V50H255V53L254 54H256ZM122 54V53H121ZM140 54H139V56H140ZM153 54H155L156 55V53H153ZM163 54H164V51H163ZM163 54H162V57H163ZM252 54V56H253V59L255 60V55L253 54V52L251 53ZM30 55V54H29ZM107 55H108V53H107ZM159 55V54H158ZM225 55V57L227 58V56ZM234 55L235 54H233V56H232V58H234ZM238 55V54H237ZM237 55L235 56V57H237ZM242 55H244V56H246L245 55V53L244 54H241V57H242ZM247 57H246V59L249 57V54L247 53ZM95 56V55H94ZM100 55H97V58L99 57ZM103 56H104V53H103ZM119 56V55H118ZM121 56V55H120ZM119 56V57H120ZM129 56H131V55H129ZM145 56H149L148 54L147 55H144V57ZM157 56V55H156ZM161 56V55H160ZM165 56V55H164ZM166 56H168V57H166L167 58V60H169V57L171 58V56L170 55H168L167 53H166ZM223 56H224V54H223ZM229 56H230V58H231V53L229 54ZM50 57V56H49ZM112 57H115V56H112ZM152 57V56H151ZM150 56H149V58H151ZM155 56H153V58H154ZM257 57L259 58L260 56H258V54H257V56H256V59H257ZM47 58H48V56H47ZM123 59H124V57H122ZM134 58V57H133ZM136 58H137V56H136ZM149 58H148V64L150 63V62H152V61H154V65H153V62H152V64H151V66H150V68L151 67H154L155 66V68H156V66L158 67V65L160 66V64L161 63H167L168 61H166V59H165V57H164V59H165V61H160L159 59L160 58H157V60H156V62L159 60V62H157V63H155V59H156V57L154 58V60H152V61H150L149 62ZM261 58V57H260ZM260 58L258 59V60H256V61H258V62H260V63H262L261 61H259L260 60ZM49 59V58H48ZM99 59H100V57H99ZM152 59V58H151ZM150 59V60H151ZM199 60H200V58H198ZM235 59V58H234ZM243 59V58H242ZM241 59V60H242ZM252 59V60H253ZM109 60V59H108ZM107 60V61H108ZM142 60H144L145 61V58H143ZM147 60V59H146ZM161 60H162V58H161ZM175 60V59H174ZM211 60V59H210ZM224 60H226V59H224ZM230 60V59H229ZM248 60V59H247ZM246 60V61H247ZM253 60V61H254ZM263 60H264V58H263ZM47 61V60H46ZM45 61V62H46ZM99 61V60H98ZM170 62H171V59L169 60ZM239 61V60H238ZM237 61V62H238ZM251 61V60H250ZM253 61H252V63H253ZM28 62V61H27ZM105 62V61H104ZM110 62H112V61H110ZM122 62V61H121ZM130 62V61H129ZM140 62V61H139ZM139 62H137V63H139ZM205 62V61H204ZM209 62V61H208ZM219 62H221V61H219ZM242 63H238V64H234V67H232V72H230L229 74H226V75H229V79L226 77V79H228V81H225L224 79V75H225V69H223L225 66H223V68L222 67H218V69H217V74H218V76H217V84L219 85V86H221L222 87V89H220V91L222 90V91H224L225 90V86L227 85V84H230L229 86L230 87H232V85L233 84H235V86H236V82H238L239 80V78H240V76H242V75H245V72H244V74H242L243 73V71H242V69H243V64L245 63L243 60L241 61ZM244 62V63H243ZM100 63H101V61H100ZM107 63V62H106ZM159 63V64H158ZM203 63V62H202ZM224 62H222V65H224L223 64ZM230 63H232V61H230ZM102 64V63H101ZM140 64V63H139ZM137 64L136 66L140 69H144L143 67H144V64ZM146 64V63H145ZM157 64V65H156ZM170 64V63H169ZM242 66H240V65ZM246 64H248L247 62L245 63V65ZM250 64H251V62H250ZM105 65V64H104ZM122 65V64H121ZM153 65V66H152ZM172 64H170V66H171ZM195 65H196V62H195ZM199 65V64H198ZM204 64H202L201 66H203ZM256 65H257V63H256ZM149 66V65H148ZM164 66H165V64H164ZM176 66V65H175ZM219 66H220V64H219ZM247 66V65H246ZM249 66V65H248ZM49 67H51L50 65H49ZM117 67V66H116ZM119 67V66H118ZM134 67V66H133ZM132 67V68H133ZM161 67H163V66H161ZM251 67L253 68V66H252V64H251ZM47 68V67H46ZM122 68H123V66H122ZM202 68V67H201ZM228 69H231V67L229 68V67H227ZM28 69V68H27ZM49 69V68H48ZM102 69V68H101ZM154 69V68H153ZM158 69H159V67H158ZM176 69H177V67H176ZM176 69H173V66H172V71L173 70H176ZM247 69V68H246ZM249 69L250 68H248V70H247V72H250L249 71ZM254 69H256L255 67H254ZM155 70V72L157 71V68L156 69H154ZM154 70H153V72H154ZM161 70V69H160ZM180 70V69H179ZM250 70H253V69H250ZM257 70V69H256ZM259 70H261V69H259ZM264 70V69H263ZM54 71V70H53ZM133 70L131 69V72H132ZM134 71H136V70H134ZM168 71V70H167ZM166 71V72H167ZM244 71H246V70H244ZM130 72V73H131ZM137 72H139L138 70H137ZM154 72V73H155ZM179 72V71H178ZM228 71L226 70V73H227ZM254 72V71H253ZM261 74H262V72L261 71H259ZM258 72V73H259ZM53 73V72H52ZM147 72H145L144 71V74L145 75H148V73L146 74ZM153 73V74H154ZM171 73V72H170ZM174 73V72H173ZM173 73H171V75L173 74ZM215 73V72H214ZM255 73V72H254ZM256 73H257V71H256ZM156 74H158L157 72H156ZM155 74V76H157ZM168 75H169V73H167ZM166 74V75H167ZM248 74V73H247ZM246 74V75H247ZM113 75V74H112ZM140 75V74H139ZM174 75V74H173ZM178 75H179V73H178ZM47 76H49V75H47ZM150 76V75H149ZM183 76V75H182ZM186 76V75H185ZM215 76V75H214ZM254 76V75H253ZM263 76H264V74H263ZM137 77H139L138 75H137ZM151 77V76H150ZM160 77H162V76H160ZM193 77V76H192ZM203 77V76H202ZM251 77H252V75H251ZM259 77V76H258ZM261 77H262V75H261ZM26 78V77H25ZM171 78V77H170ZM170 78H169V80H170ZM179 78V77H178ZM199 78V77H198ZM216 78V77H215ZM214 78V80H216ZM247 80H249L248 79V75H247ZM253 78V77H252ZM251 78V79H252ZM42 79V78H41ZM50 79V78H49ZM121 79H122V77H121ZM152 79V78H151ZM184 79H186V78H184ZM189 79V78H188ZM196 79H197V77H196ZM194 80L195 81V83L197 82V84L199 85L200 83H198V81L197 80ZM202 79V78H201ZM201 79H199V81L201 80ZM254 80L252 81V80H249L247 83V85H246V88L245 87H243L244 89H250V90H253L254 89V91L256 92V88H260V86H261V88L263 87L261 84L259 85V82H258V80L257 79H255V78H253ZM263 79H264V77H263ZM146 80L148 81V77L146 78ZM149 80H150V78H149ZM153 80V79H152ZM172 80V79H171ZM170 80V81H171ZM175 80H177V79H175ZM163 81V80H162ZM173 81V80H172ZM193 81V80H192ZM202 81H203V79H202ZM264 81V80H263ZM28 82V81H27ZM32 82V81H31ZM37 82V81H36ZM51 82H52V80H51ZM83 82V81H82ZM141 82H142V80L140 81V85H141ZM158 82V81H157ZM215 82V81H214ZM214 82H213V84H214ZM43 83H45V82H43ZM57 83V82H56ZM138 83V82H137ZM147 83V82H146ZM176 83V82H175ZM117 84V83H116ZM139 84V83H138ZM137 84V85H138ZM159 84H161V83H159ZM163 84V83H162ZM180 84V83H179ZM216 84V83H215ZM214 84V85H215ZM238 84V83H237ZM154 85V83L152 84V87H153V90L155 91V87L153 86ZM178 85V84H177ZM197 85V86H198ZM30 86V85H29ZM58 86H60V84H58ZM77 86V88H76V93L78 94V96L81 98V99H84V101H86V99H88V97H87V95H88V90L86 89V88H82V87H78V85H76ZM111 86V85H110ZM125 86V85H124ZM142 88H143V83H142ZM147 86H150L149 85V83H148V85ZM160 86V85H159ZM165 86V85H164ZM163 86V87H164ZM201 85H199L198 87H200ZM234 86V85H233ZM238 86V85H237ZM47 87V86H46ZM119 87V86H118ZM157 87V86H156ZM248 87V88H247ZM45 88V87H44ZM115 88H117V86L115 87ZM124 88V87H123ZM125 88H126V86H125ZM138 88H139V86H138ZM137 88V89H138ZM158 88V87H157ZM159 88H161V87H159ZM112 89V88H111ZM235 89H237V87H235L234 88V90ZM238 89H240V87H238ZM237 89V91L239 92L240 90H238ZM243 89V90H244ZM20 90V89H19ZM43 90V89H42ZM117 90H118V88H117ZM158 90H160L161 91V89H158ZM196 90H198V89H196ZM228 89H226V91H227ZM241 90H242V88H241ZM264 91V88L263 89H261V91ZM53 91V90H52ZM58 91V90H57ZM115 91V90H114ZM123 91H124V89H123ZM122 91V92H123ZM139 91V90H138ZM226 91H224V92H226ZM230 91V90H229ZM260 91V90H259ZM262 91V92H263ZM159 92V91H158ZM166 92H167V90H166ZM174 92V91H173ZM215 92H217V91H215ZM242 92L243 91H241V94H242ZM244 92H246L245 90H244ZM255 92H253V93H255ZM262 92H258L257 94H258V96L262 93ZM46 93V92H45ZM58 93V92H57ZM64 93V92H63ZM138 93V92H137ZM136 93V94H137ZM144 93V92H143ZM155 93V92H154ZM161 93V92H160ZM159 93V95H161ZM171 93V92H170ZM202 93V92H201ZM235 93V92H234ZM247 93V92H246ZM246 93H245V95H246ZM264 93V92H263ZM54 93H52V95H53ZM65 94V93H64ZM112 94H113V92H112ZM175 94V93H174ZM182 94H183V92H182ZM185 94V93H184ZM225 94V93H224ZM229 94V93H228ZM231 94V93H230ZM28 95V94H27ZM30 95H31V93H30ZM138 95H142L141 97H144L145 99L144 100H146V97H145V94H140V92H139V94ZM144 95V96H143ZM151 95V94H150ZM201 95V94H200ZM219 95V94H218ZM232 95V94H231ZM235 95H236V93H235ZM243 95H244V93H243ZM38 96V95H37ZM55 96V95H54ZM63 96V95H62ZM116 96V95H115ZM139 96V98H141ZM152 96V95H151ZM201 96H204V95H201ZM237 96L238 95H236V97L234 96L232 99H236V100H238L239 101V98H237ZM246 96H248V94L246 95ZM249 96H251L250 98H252V95L250 94ZM255 97H253L252 99L254 100V98L255 99H258V101H259V97L257 96V95H254ZM56 97H57V95H56ZM106 97V96H105ZM150 97V96H149ZM215 97H216V94H215ZM221 97V96H220ZM232 97V96H231ZM239 97V96H238ZM263 97V96H262ZM4 98V97H3ZM8 98V97H7ZM58 98V97H57ZM151 98V97H150ZM170 98V97H169ZM229 98H230V96H229ZM243 98H244V96H243ZM242 98V99H243ZM32 99V98H31ZM155 99V98H154ZM174 99H176V98H174ZM220 99V98H219ZM218 99V100H219ZM225 99V98H224ZM241 98H240V105H241V103L243 104V105H245L246 104V102L248 101H245V103H243V101H241L242 100ZM121 100V99H120ZM156 100V99H155ZM182 100V99H181ZM236 100H234V101H236ZM253 100L251 101V103L248 101V103H250V104H248V105H251L252 104V102H253ZM49 101V100H48ZM60 101V100H59ZM106 101H107V99H106ZM213 101V100H212ZM215 101V100H214ZM220 101V100H219ZM229 101V100H228ZM227 101V102H228ZM233 101V100H232ZM257 101V102H258ZM53 102H55V101H53ZM71 102V101H70ZM69 102V103H70ZM144 102V101H143ZM175 102V101H174ZM218 102V101H217ZM216 102V103H217ZM223 102V101H222ZM225 102V101H224ZM257 102H254L253 103V108L251 109V113H250V115L249 116H247L246 114V116H242V117H236V116H234V131L231 129V128H229V131H230V129L234 132V136H233V132L231 133V137H234V144H233V146H234V163H231V164H233V166L232 167H234L233 169L235 170L234 171V173H236V170L237 171H240L239 172V174H240V176H238V172L236 173V175H237V177H235L234 176V187H232V188H234L231 192H232V195L234 196L233 198H232V200H231V198H230V202L233 204H236L238 201H244L245 200V202H246V207H245V209L247 210V211H245V209L243 210V213L244 212H247L246 214H248V213H250L251 215H249V217L251 216L252 217V214L253 213H257V214H262L263 216H264V106H262V110L261 109H258L257 108V106L255 105ZM263 102V101H262ZM29 103V102H28ZM32 103H33V101H32ZM31 103V104H32ZM44 103V102H43ZM141 103V105H145V103L144 104H142V102H140ZM152 103V102H151ZM211 103V102H210ZM215 103V104H216ZM45 104V103H44ZM72 104V102L70 103V105ZM168 104H170V103H168ZM219 104H221V103H218V105ZM57 105V104H56ZM55 105V106H56ZM63 105V104H62ZM73 105V104H72ZM71 105V106H72ZM217 105V104H216ZM217 105V106H218ZM227 105V104H226ZM238 104H236V106L234 105V106H231V105H229V106H231V107H227L228 109L229 108H232V110H235L234 108L235 107H237L238 108V106H237ZM239 105V106H240ZM242 105V106H243ZM247 105V104H246ZM38 106V105H37ZM138 106H139V104H138ZM168 106V105H167ZM222 106V105H221ZM223 106H225V105H223ZM222 106V107H223ZM251 106V107H252ZM255 106H256V108H255ZM48 107V106H47ZM52 107V106H51ZM60 107V106H59ZM78 107V106H77ZM141 107V106H140ZM150 107V106H149ZM156 107V106H155ZM219 107V106H218ZM217 107V108H218ZM220 108L221 110L223 109V108ZM245 107V106H244ZM243 107V108H244ZM249 107V106H248ZM44 108H45V106H44ZM57 108V107H56ZM69 108V107H68ZM72 108V107H71ZM138 108V107H137ZM174 108V107H173ZM218 108V110H219V112H221L220 111V109ZM225 108V107H224ZM241 108V107H240ZM250 108V107H249ZM41 109V108H40ZM55 109V108H54ZM63 109V108H62ZM211 109V108H210ZM245 109H246V107H245ZM245 109H241L242 110V113L243 112H248V108L245 110ZM43 110V109H42ZM44 110H46V109H44ZM49 110H51V109H49ZM49 110H47V111H49ZM78 110H83V109H80V108H78ZM155 110V109H154ZM225 110V109H224ZM62 111V110H61ZM186 111V110H185ZM184 111V112H185ZM226 111V110H225ZM237 111V110H236ZM250 111V110H249ZM54 112H56V111H54ZM81 112V111H80ZM89 113L90 112H94L93 110L92 111H88ZM154 112V111H153ZM222 112H224V111H222ZM238 112V111H237ZM49 113V112H48ZM47 113V114H48ZM58 114H59V112H57ZM56 113V114H57ZM60 113H62V112H60ZM71 113V112H70ZM234 113H236V112H234ZM239 113H241V111L239 112ZM4 114V113H3ZM41 114V113H40ZM45 114V113H44ZM43 114V115H44ZM53 114V113H52ZM51 114V115H52ZM55 114V115H56ZM88 114V113H87ZM195 114V113H194ZM212 114H214V113H212ZM215 114H217V113H215ZM230 114V113H229ZM238 113H236V115H237ZM42 115V116H43ZM54 115V116H55ZM62 115H63V113H62ZM151 115V114H150ZM155 115H157L156 113H155ZM223 115H225V114H223ZM234 115V114H233ZM59 116V115H58ZM152 116H154L153 114H152ZM219 116H220V114H219ZM239 116V115H238ZM1 117V116H0ZM92 117V116H91ZM221 117V116H220ZM224 117H226V116H224ZM223 117V118H224ZM90 118V117H89ZM202 118V117H201ZM216 118V117H215ZM230 118V117H229ZM1 119H2V117H1ZM21 119V118H20ZM151 119H153V120H156V119H154V118H151ZM209 119V118H208ZM47 120V119H46ZM175 120V119H174ZM210 120V119H209ZM214 120V119H213ZM227 119H225V121H226ZM232 120V121H233ZM22 121V120H21ZM150 121V120H149ZM191 121V120H190ZM212 121V120H211ZM219 121H221V120H219ZM23 122H24V120H23ZM86 122H87V120H86ZM85 122V123H86ZM97 122V121H96ZM192 122H193V120H192ZM215 122V121H214ZM227 122V121H226ZM4 123V122H3ZM93 123H94V121H93ZM223 123H224V121H223ZM228 123V122H227ZM56 124V123H55ZM87 124V123H86ZM192 124V123H191ZM197 124H198V122H197ZM220 124V123H219ZM222 124V123H221ZM229 124V123H228ZM24 125H25V123H24ZM195 125V124H194ZM200 125V124H199ZM216 125V124H215ZM226 125V124H225ZM64 126V125H63ZM89 126V125H88ZM130 126L132 127V125L130 124ZM137 126V125H136ZM219 126V125H218ZM218 126H216V127H218ZM223 126H224V124H223ZM223 126H222V128H223ZM21 127V126H20ZM22 127H24V126H22ZM21 127V128H22ZM47 127V126H46ZM148 127V126H147ZM201 127V126H200ZM200 127H197V129L198 128H200ZM221 127V126H220ZM226 127V126H225ZM231 127V126H230ZM57 128V127H56ZM87 128V127H86ZM119 128V127H118ZM130 128V127H129ZM187 128H188V126H187ZM222 128H220V129H222ZM7 129V128H6ZM42 129V128H41ZM47 129V128H46ZM120 129V128H119ZM201 129V128H200ZM23 130V129H22ZM188 130V129H187ZM213 130V129H212ZM211 130V131H212ZM7 131H8V129H7ZM55 131V130H54ZM181 131V130H180ZM189 131V130H188ZM200 131V130H199ZM229 131H227V129H226V132H229ZM41 132V131H40ZM51 132H52V129H51ZM83 132H84V130H83ZM190 132V131H189ZM214 132V131H213ZM220 132V131H219ZM223 132V131H222ZM8 133V132H7ZM10 133H11V131H10ZM9 133V134H10ZM43 133V132H42ZM45 133V132H44ZM90 133V132H89ZM120 133V132H119ZM131 133V132H130ZM149 133V132H148ZM225 133V132H224ZM230 133V132H229ZM229 133H227V136H226V134H223L221 137H225V138H228L229 139V137H228V135H229ZM47 134V133H46ZM81 134H83V133H81ZM96 134V133H95ZM191 134H192V132H191ZM18 135V134H17ZM135 135V134H134ZM151 135H153V134H151ZM181 135H183V134H181ZM218 135V134H217ZM84 136V135H83ZM184 136H185V134H184ZM195 136H197V135H195ZM215 136V135H214ZM12 137V136H11ZM14 137H15V135H14ZM137 137V136H136ZM145 137V136H144ZM151 137H153V138H155L154 136H151ZM179 137V136H178ZM187 137V136H186ZM190 137H191V135H190ZM217 137H219V136H217ZM220 137V138H221ZM193 138H195V137H193ZM198 138H199V136H198ZM197 138V139H198ZM220 138L218 139V140H220ZM224 138V139H225ZM60 139V138H59ZM84 139V138H83ZM117 139V138H116ZM132 139V138H131ZM196 139V138H195ZM231 139V138H230ZM46 140V139H45ZM44 140V141H45ZM52 140V139H51ZM67 140H68V138H67ZM71 140V139H70ZM87 140V139H86ZM85 140V141H86ZM97 140V139H96ZM115 140V139H114ZM124 140V139H123ZM156 140V139H155ZM159 140V139H158ZM194 140V139H193ZM211 140V139H210ZM227 140V139H226ZM225 140V141H226ZM48 141H49V139H48ZM107 141V140H106ZM129 141V140H128ZM133 141V140H132ZM137 141V140H136ZM157 141V140H156ZM214 141V140H213ZM228 141V140H227ZM241 141V142H240ZM57 142H58V140H57ZM104 142V141H103ZM162 141L160 140V145H162V147H163V144L161 143ZM194 142V141H193ZM221 142V141H220ZM229 142V141H228ZM240 142V143H239ZM78 144H79V142H77ZM83 143V142H82ZM119 142H117L116 144H118ZM142 143V142H141ZM180 143H181V141H180ZM216 145H217V143L216 142H214ZM226 143V142H225ZM30 144V143H29ZM107 144V143H106ZM215 144H212V145H215ZM227 144V143H226ZM229 144H230V146H231V140H230V142H229ZM229 144H227V145H229ZM27 145H28V143H27ZM27 145L25 146V148H27L25 151L26 152H24V153H20V151H19V149H16L14 146H12L11 144H10V142H9V139L8 138H4V137H1L0 136V198H4L6 195H7V193H6V190H7V186L9 185V183L10 182H13L11 179H12V176L14 177V175L13 174H16L15 176H17L18 174L20 175L21 173H22V171L24 170H26V172H24L25 174H23V176L25 177V175L27 176V177H22V179L24 180V182L26 181V179L28 180V182L30 183L31 181H30V179H31V177H32V175H34V177H32V179L34 178V180L36 179V180H39L38 178L39 177H37V178H35L36 176H35V174L37 175V173L38 174H40L39 173V169H43L44 167H45V165L43 166V164H45L44 162L42 163V161H43V159H41L40 160V158H39V160L38 161H41L40 163H42V164H38V162L37 161H35V160H37L38 158L36 157V156H40L41 155V157H42V154H39V155H36V154H38L36 151L34 152L35 153V155L36 156H33V159H35L34 160V163H32L33 161H32V154H33V150H35L36 149V147L37 146H39V145H37L36 146V144L34 145V147H35V149H33V146H32V149H29V148H31V146L29 145L28 147H27ZM81 145H83V144H81ZM122 145V144H121ZM125 145V144H124ZM179 145V144H178ZM177 145V146H178ZM182 145V144H181ZM223 145H225V144H223ZM227 145H226V147H227ZM80 146V145H79ZM85 146V145H84ZM230 146H229V149H230ZM40 147V146H39ZM50 147V146H49ZM99 147H102L101 145L99 146ZM108 147V146H107ZM165 147V146H164ZM166 147H168V146H166ZM169 147H171L170 148V150L172 149V146L170 145ZM214 147V146H213ZM225 147V146H224ZM42 148H44V147H42ZM53 148V147H52ZM84 148V147H83ZM82 148V150L84 151V153H85V150L86 149H83ZM103 148V147H102ZM138 148V147H137ZM41 149V148H40ZM39 149V150H40ZM47 149H48V147H47ZM54 149V148H53ZM55 149H57V148H55ZM54 149V150H55ZM62 150H59V151H63L64 149L63 148H61ZM153 149V148H152ZM37 150V149H36ZM43 150V149H42ZM45 150V149H44ZM49 150V149H48ZM46 151V152H50L51 154H52V152L54 151V150H52V152H51V150H49V151ZM58 150V149H57ZM57 150H55V152L57 151ZM69 150V149H68ZM73 150V149H72ZM76 150H77V148H76ZM151 150V149H150ZM168 150V149H167ZM177 150H179V149H177ZM182 150V149H181ZM211 150H212V152H213V148H211ZM67 151V150H66ZM102 151V150H101ZM148 151V150H147ZM158 151V150H157ZM162 151V150H161ZM222 152H223V150H221ZM65 152V151H64ZM63 152V153H64ZM68 152V151H67ZM77 152V151H76ZM87 152V151H86ZM91 152V151H90ZM106 152V151H105ZM178 152H180V151H178ZM225 152V151H224ZM224 152H223V154H224ZM230 152H231V150H230ZM40 153V152H39ZM44 153H45V151H44ZM43 153V154H44ZM57 153V152H56ZM73 153H75V152H73ZM103 153V152H102ZM150 153V152H149ZM159 153V152H158ZM167 153H169V152H167ZM181 153V152H180ZM227 153V152H226ZM225 153V156H227V154L229 155L230 153H227L226 154ZM46 154V153H45ZM90 154V153H89ZM117 154V153H116ZM120 154V153H119ZM118 154V155H119ZM151 154V153H150ZM157 154V153H156ZM175 154V153H174ZM34 155V154H33ZM64 155H66V154H64ZM63 155V156H64ZM67 155H68V153H67ZM75 155H76V153H75ZM74 154H73V157H76ZM102 155H104V154H102ZM124 155H125V153H124ZM154 155V154H153ZM171 155V154H170ZM176 155V154H175ZM217 155V154H216ZM216 155H213V157L214 156H216ZM45 156H48V155H44V159H46V157ZM56 156V155H55ZM54 156V157H55ZM59 158H61V154H59V155H57ZM115 156V155H114ZM165 156V155H164ZM212 156V155H211ZM225 156H223V164H224V162L226 163V161L227 160H230V159H226V161L224 160V158H225ZM35 157V158H34ZM51 157H53V155L51 156ZM53 157V158H54ZM68 156H65L64 157V159H66ZM154 157H156V156H154ZM154 157H153V159H154ZM163 157V156H162ZM162 157H160V158H162ZM222 157V156H221ZM37 158V159H36ZM43 158V157H42ZM58 158V159H59ZM157 158H159V157H157ZM159 158V159H160ZM165 158V157H164ZM58 159L55 157L54 158V160L53 161H56V162H54V163H57V161H58ZM63 159V160H64ZM68 159H71V158H69L68 157ZM67 159V160H68ZM92 159V158H91ZM112 159V158H111ZM152 159V160H153ZM185 159V158H184ZM199 159H200V157H199ZM204 159V158H203ZM210 159H211V157H210ZM213 159H215V157L213 158ZM216 159H217V157H216ZM232 159V158H231ZM62 160V159H61ZM63 160L61 161V162H63ZM113 160V159H112ZM156 160V159H155ZM160 160H162V159H160ZM177 161H179L178 159H176ZM181 160V159H180ZM187 160H188V158H187ZM12 161H15V162H17V166H18V170H16L15 172H12L11 170H12ZM31 161V163H29V162ZM73 161H74V159H73ZM76 161V160H75ZM72 162L71 164L73 165L74 163H76V162ZM79 161V160H78ZM86 161H89V160H86ZM174 161V160H173ZM176 161V162H177ZM212 161V160H211ZM219 161V160H218ZM47 162H49L48 161V157H47V161H46V163ZM66 162V160L60 165V166H62L64 163ZM68 163H70L69 162V160L67 161ZM66 162V163H67ZM156 162H157V160H156ZM183 162V161H182ZM202 162H206L205 161V159H204V161L202 160ZM208 162V161H207ZM229 162V161H228ZM50 163V162H49ZM79 164H80V162H78ZM97 163V162H96ZM159 162H157V164H158ZM172 163H174V162H172ZM213 163V162H212ZM30 164V165H29ZM60 164V160H59V163H58V165ZM70 164V165H71ZM98 165H99V163H97ZM133 164V160H132V163H130V165H132ZM203 164V163H202ZM231 164H229L230 166H231ZM40 165H42V166H40ZM65 165V164H64ZM67 165V164H66ZM69 165V164H68ZM65 166V167H63V169H58V168H56V167H54V165H53V167L55 168V169H58V170H56V174H55V176L52 178L51 176H48L47 174V176H45V178H52V181H48V182H51V184H52V187L51 188H49L50 190H49V196H50V198H51V200H49L48 201V199L49 198H47L48 196H46V194H47V192H46V194L44 195V193L43 192H36V193H41L42 194V196L40 197V198H38L37 196H39V195H34L33 196V193H35L34 192V188H35V186L33 187V186H30L29 188H33L31 191H33V193H32V195L30 194V193H28V202L27 201H24L23 200V195H24V193L22 192L21 193V191H23V187L21 186V190H19L20 191V193L21 194H23V195H19V194H17V197H16V195H14V193H13V195L15 196V198H21V200L22 201H24L23 203H25V202H27L26 203V205L24 206H19L20 204V202L18 201V199H15L14 198V196L12 197L11 195H9V197L8 198H11V199H15L16 200V202L14 201V203L15 204H19L18 206H15L14 204H13V206H15L18 210L20 209V207L21 208H23V207H26V209H27V211H26V209H23V210H25V211H23V210H21L23 213H26L27 214V217H28V219L29 220H32V222L31 223H29V225H28V227H26V228H29V226H30V230L32 231V230H34V229H39V231L40 230H43L45 233H46V236L47 235H49L50 237L52 236V234L51 233H54V234H57V235H59V236H61V237H57V238H53L52 240L54 241V243H52L53 245H54V247H55V245H56V247H58L59 249L58 250H61V252H63L64 251V249H67V250H70L71 249V251H72V248H78V247H80V245H82L78 240H77V242H79V244H77L76 243V239H74V237H73V234L75 233H73L72 234V236L70 235V236H65V234H67V232L65 233V231H70L71 229H72V227H74L73 225H74V222H79V221H77L78 219H76V218H78V215H82V224H80L79 226H81V227H83V225L85 224L86 226H84L85 227V229L86 230H88V232H87V234L89 233L90 235H92L91 237L92 238H94L93 240H90L89 238V240H87L86 239V242H89L88 244H87V249H88V251L89 250H91L96 256H98L99 257V259H98V262H95L94 264H111L112 262H114V263H116V264H154L156 261H159L157 264H165V263H168V264H170V262H176L177 260V263H181V264H183L182 262H181V260L183 261L184 260V262H186L185 260H187V262H189L188 261V259L187 258H183L182 257V255H180L181 254V252H180V254L178 253V250H177V248H176V246L174 245V243H173V240H170L169 239V232H170V228H168V224H167V222L166 221H168V223H170L171 224V222H169V220L171 219V218H173V217H171V214L170 213H168V214H170V215H168L167 214V211L166 210H164L165 209V207H162L161 208V210H163V212H161V214H164V215H161L160 214V212H158V210H159V208H158V206H157V210H156V208L153 206V204H152V199L151 198H146L145 197V195L143 194V196L146 198V199H144V200H142L141 199V201H142V205H145L144 206V214L142 213V215H140V216H135L137 213H135V215L133 214V213H131L133 210H132V208H133V202H131L130 203V208H131V212H130V214L129 213H127V217H126V219L128 220V221H126L127 223H128V225H129V230L131 231L130 232V235L127 237V238H125V239H120V241L117 239L116 240V245H118V248H119V250H121L118 254L119 255H117L114 251H112V249L111 250H108V247H109V245L108 244H106V247H101L100 246V244H101V242H105V240H106V236L104 237V235H105V232H103L104 231V229L106 228L107 229V227L108 228H111V227H109L108 226V222L107 221H104L103 220V222H107V224L106 225H104L105 227H103V225H102V219L103 218H105L104 216H106V215H104L105 214V212L106 211H103V212H98L97 211V214H96V210H94L93 209V207L95 208V204L94 203H92L94 206H91L92 204H90L89 206H91L92 207V209L94 210V212H93V210L91 211L90 209H87V203L89 202V201H87L86 200V197L84 198L83 196L85 195V196H87L84 192H88V191H85L84 189H86V188H84L83 186H86L85 184H86V182L88 183V181L90 182V179L88 180L87 178L88 177H86V176H89V175H86V176H83V179H82V177H81V171H82V169L78 166V165H75L76 167H78V168H80L79 170H78V168H77V170H75L76 169V167H74L75 169H73V166ZM86 165H87V163H86ZM150 165H151V163H150ZM159 165H161L162 166V164H159ZM175 165V164H174ZM180 165V164H179ZM187 165V164H186ZM190 165V164H189ZM215 165H216V162H215ZM46 166H47V164H46ZM49 166H51V165H48V167ZM60 166H57V167H60ZM83 165H81V167H82ZM100 166V165H99ZM133 167H134V164L132 165ZM160 166V167H161ZM165 166V165H164ZM217 166V165H216ZM223 166V165H222ZM229 166V167H230ZM36 167H37V169H36ZM87 167H89L88 165L87 166H85V170L87 171V169H89V168H87ZM100 167H102V166H100ZM117 167V166H116ZM163 167V166H162ZM167 167V166H166ZM165 167V168H166ZM170 167V166H169ZM203 167V166H202ZM208 167V166H207ZM226 167V166H225ZM228 167V166H227ZM228 167V168H229ZM47 167H45V169H46ZM52 168V167H51ZM83 169H84V167H82ZM177 168V167H176ZM192 168V167H191ZM218 168V167H217ZM48 169V168H47ZM47 169L45 170V173H46V171H47ZM50 169V168H49ZM54 169V170H55ZM98 169H101V168H98ZM119 169V168H118ZM162 169H164V167L162 168ZM167 169V168H166ZM179 169V168H178ZM186 169V168H185ZM231 169V168H230ZM229 169V170H230ZM239 169V170H238ZM14 170V169H13ZM34 170H37L36 172L34 171ZM81 170V171H80ZM85 170H83V171H85ZM133 170V169H132ZM153 170V169H152ZM184 170V169H183ZM232 170V169H231ZM247 171L248 173H249V175H244L243 173H242V171ZM43 171V170H42ZM76 171L77 172H81L80 173V175H78L77 173H76ZM84 172L85 174H87V172ZM89 171H92L91 169L89 170ZM88 171V172H89ZM97 171V170H96ZM138 171V170H137ZM141 171H143L142 169H141ZM154 171V170H153ZM166 171V170H165ZM174 171H175V169H174ZM180 171V170H179ZM12 172V174H10ZM147 172V171H146ZM162 172V171H161ZM183 172V171H182ZM193 172V171H192ZM229 172H231V171H229ZM35 173V174H34ZM44 172H42V174H43ZM74 173H76V175L74 174ZM100 173H101V171H100ZM99 173V174H100ZM142 173V172H141ZM155 173V172H154ZM166 173H169V171H167ZM187 173V172H186ZM185 173V174H186ZM189 173V172H188ZM205 173V172H204ZM247 173V174H248ZM102 174V173H101ZM119 174V173H118ZM161 174V173H160ZM159 174V175H160ZM207 174V173H206ZM233 174V173H232ZM231 174V175H232ZM19 175H18V177H19ZM77 175H78V177H77ZM95 175V174H94ZM120 175V174H119ZM126 175V174H125ZM167 175V174H166ZM181 175V174H180ZM188 176H190L189 174H187ZM203 175H205V174H203ZM223 175V174H222ZM230 175V174H229ZM21 176L22 175H20V177L18 178V179H16V180H19L20 178H21ZM53 176V175H52ZM98 178H99V176L98 175H96ZM121 176V175H120ZM145 176V175H144ZM40 177H43L41 180H40V182L42 181V182H44L45 181V184L47 183V181H46V179H44V176H40ZM86 177V178H85ZM90 177V176H89ZM95 177V176H94ZM119 177V176H118ZM195 177V176H194ZM222 177V176H221ZM233 177V176H232ZM79 178H81V179H79ZM87 179V181L84 183V185H83V182L85 181V179ZM180 179H182V177H179ZM185 178V177H184ZM183 178V179H184ZM191 178H192V176H191ZM190 178V179H191ZM206 178H208L207 176H206ZM225 178V177H224ZM14 179V178H13ZM49 179V180H50ZM92 179V178H91ZM102 178H100V180H101ZM114 179V178H113ZM144 179H145V177H144ZM157 179V178H156ZM172 179H173V177H172ZM172 179H171V181H172ZM189 179V178H188ZM194 179V178H193ZM221 179H223V178H221ZM226 179V178H225ZM84 180V181H83ZM162 180V179H161ZM174 180V179H173ZM185 180V179H184ZM183 180V181H184ZM195 180V179H194ZM213 180V179H212ZM20 181V180H19ZM81 181H82V183H81ZM180 181V180H179ZM182 181V180H181ZM207 181H208V179H207ZM15 182H17V185H19V183H18V181H15ZM15 182H13V185H15L16 183ZM22 182V181H21ZM34 182V181H33ZM36 182V181H35ZM39 182V181H38ZM39 182V183H40ZM185 182V184H186V180L184 181ZM214 182V181H213ZM224 182H225V180H224ZM230 182V181H229ZM15 183V184H14ZM92 183H93V181H92ZM91 183V184H92ZM102 183V182H101ZM100 183V184H101ZM146 183V182H145ZM173 183V182H172ZM190 182H188V185H190L189 184ZM191 183H194V182H191ZM215 183V182H214ZM221 183V182H220ZM44 184V183H43ZM45 184H44V186H43V188L45 187ZM90 183H89V186L91 185ZM94 184H95V182H94ZM92 185V186H90L91 187V189H90V187H88V186H86L87 187V189L86 190H89L90 192L91 191H93L92 193H94V192H96V194L99 192L100 193V196H101V192L100 191H95L94 189H93V187L94 188H96V186L98 187V185ZM121 182H120V189L122 188V186H121ZM161 184V183H160ZM174 184V183H173ZM196 184V183H195ZM199 184H201V183H199ZM218 184H219V182H218ZM230 184V183H229ZM229 184H228V189L232 186V184H231V186H229ZM12 185V184H11ZM11 185H9V186H11ZM26 185V184H25ZM24 185V186H25ZM46 185H48V183L46 184ZM113 185H115V184H113ZM155 185V184H154ZM158 185V184H157ZM182 185H183V183H182ZM220 185V184H219ZM222 185V184H221ZM41 186H42V183H41V185H40V188H41ZM48 186H50V185H48ZM48 186H47V188H48ZM100 186V185H99ZM161 186V185H160ZM160 186H159V189H161L160 188ZM194 186V185H193ZM16 187V186H15ZM158 187V186H157ZM174 187H176V186H174ZM185 187V186H184ZM188 187V186H187ZM205 187V186H204ZM202 188V195L201 196H203V193L204 192H206V191H208V190H206V191H204L205 189H207V187H205V188ZM259 187V188H258ZM8 188H10V187H8ZM11 188H13V187H11ZM17 188H20V187H17ZM80 188H83V190H82V192L84 193V195H80V197L82 196L84 199H85V201L87 202H85L84 200H79L78 199V194H79V189ZM89 188V189H88ZM137 188V187H136ZM146 188H149L148 186H146ZM171 188V187H170ZM173 188V187H172ZM176 188H178V186L176 187ZM175 188V189H176ZM180 188V187H179ZM191 188V187H190ZM195 188H196V186H195ZM217 188V187H216ZM24 189L25 190H27L25 187H24ZM119 189V191H121ZM138 189V188H137ZM136 189V190H137ZM150 189H151V187H150ZM154 189H156V187H154ZM158 189V190H159ZM184 189H186V188H184ZM188 189V188H187ZM193 189H194V187H193ZM204 189V190H203ZM208 189H209V187H208ZM218 189V188H217ZM220 189V188H219ZM257 189H259L260 191H256ZM11 190V189H10ZM14 189H12V191H13ZM15 190H18V189H15ZM15 190L13 191V192H15ZM42 190V189H41ZM45 190H46V188H45ZM48 190V189H47ZM100 190V189H99ZM110 190V189H109ZM139 190V189H138ZM148 190V189H147ZM157 189H156V192H159ZM162 191L164 190V189H161ZM174 190V189H173ZM210 190V189H209ZM11 191V192H12ZM148 191H150V193H151V190H148ZM193 191H195V189L193 190ZM197 191V190H196ZM201 191V190H200ZM200 191L198 192V193H200ZM222 191H223V189H222ZM30 192V191H29ZM82 192H80L81 194H82ZM139 192V191H138ZM155 192V191H154ZM154 192H152V193H154ZM164 192V191H163ZM162 192V193H163ZM184 192H185V190H184ZM184 192H182V194H184ZM17 193H18V191H17ZM140 193V192H139ZM171 193V192H170ZM195 193V192H194ZM219 193V192H218ZM222 193V192H221ZM223 193L226 195V194H229L228 192L227 193H225V191H223ZM109 194H110V191H109ZM116 194V193H115ZM159 194V193H158ZM166 194V193H165ZM172 194V193H171ZM196 194V193H195ZM206 194V193H205ZM208 194H209V191H208ZM31 195V196H30ZM48 195V194H47ZM89 196H90V193L88 194ZM98 195V197H100L99 196V194H97ZM107 195V194H106ZM119 195V194H118ZM152 195V194H151ZM163 195H164V193H163ZM176 195H179V194H177L176 193ZM185 195V194H184ZM221 194H219V196H220ZM19 196V197H18ZM46 197L45 199L49 202V204L48 203H46V201H45V199H43L44 197ZM89 196H87V197H89ZM91 196H92V198L94 197L95 198V194H91ZM90 196V197H91ZM156 196H158L159 197V195H156ZM169 196V195H168ZM168 196H165V197H167V199L166 200H168L169 198H168ZM181 196H183V195H181ZM198 196H199V194H198ZM207 196V195H206ZM209 196V195H208ZM223 197H224V195H222ZM226 196H229V195H226ZM24 197H26L25 195H24ZM36 197V198H35ZM138 197V196H137ZM148 197H150V195L148 194ZM178 197V196H177ZM186 197V196H185ZM185 197H183L184 199H185V202H187V200L190 198L189 196H188V199H187V197L185 198ZM195 197V196H194ZM217 197V196H216ZM19 198V199H20ZM33 198H35V199H33ZM40 199V200H38V199ZM83 198H81V199H83ZM93 198V199H94ZM126 198V197H125ZM160 198V197H159ZM179 198V197H178ZM183 198H181V199H183ZM10 199V200H11ZM38 200V201H40L39 203L43 206V204L45 205V206H43V207H41L40 209H38L39 208V203L38 202H35V203H33V201H35V200ZM109 199H110V197H109ZM109 199H101V201H99L100 200V198H99V202L98 203H100L99 205H100V207H101V209L100 210H103L104 209V207L106 206V205H108V204H110L112 201V199L111 200H109ZM134 199V198H133ZM170 199H171V197H170ZM169 199V200H170ZM172 199H174V198H172ZM192 199V198H191ZM193 199H195L196 200V197L195 198H193ZM193 199H192V201H193ZM207 199H208V197L206 198V201H207ZM43 200V201H42ZM168 200V201H169ZM179 200H180V198H179ZM194 200V202L196 203V201ZM11 201H13V200H11ZM10 201V202H11ZM45 201V202H44ZM79 201H82V207H81V205H80V207H79V204H81ZM83 201H84V203H86L85 205L87 206H85L86 208L85 209H87L88 210V212H86L85 210H84V203H83ZM137 201V200H136ZM155 201V200H154ZM171 201V200H170ZM178 202V200L176 199L174 202ZM182 201V200H181ZM190 201V200H189ZM209 201V200H208ZM227 201V200H226ZM233 201V202H232ZM9 202V203H10ZM42 202V203H41ZM155 202H157V200L155 201ZM172 202H173V200H172ZM171 202V203H172ZM177 202L176 203H174V204H176L175 206H178L177 205ZM198 202V201H197ZM203 201H202V199L201 200H199V206L201 207V210H202V208L204 207V204L202 203ZM225 202V201H224ZM13 203V202H12ZM11 203V204H12ZM91 203V202H90ZM137 203V202H136ZM158 203H160V199H159V202ZM170 203V202H169ZM171 203L169 204V206L171 207L172 205H174V204H172L171 205ZM183 203H184V201H183ZM201 203H202V206H201ZM47 204V205H46ZM160 204H162V206L164 205V203H160ZM187 203H185V207L187 206L186 205ZM188 204H190V203H188ZM192 204V203H191ZM227 204H229L228 203V201H227ZM231 204V205H232ZM56 205V206H55ZM117 205H118V203H117ZM120 205V204H119ZM137 205V204H136ZM157 205V204H156ZM182 205V204H181ZM206 205V204H205ZM230 205V204H229ZM229 205H227V206H229ZM230 205V206H231ZM240 205H241V203H240ZM8 206V205H7ZM12 205H11V207H13ZM47 206V207H46ZM150 206H153L154 208H155V210H153V211H157L158 213L157 214H155L153 211H152V209L150 210ZM165 206V205H164ZM183 206V205H182ZM192 205H190V207H191ZM194 206V205H193ZM192 206V207H193ZM198 206V208H199V210H197L198 212L199 211H201L200 210V207ZM226 206V207H227ZM235 206V205H234ZM237 206V205H236ZM238 206H239V204H238ZM237 206V207H238ZM242 206V205H241ZM15 207H13V208H15ZM56 207V208H55ZM99 207V208H100ZM112 207H114V206H111V208ZM124 207V206H123ZM181 207V206H180ZM191 207V208H192ZM195 207V206H194ZM13 208H12V210H13ZM53 208H55L56 210H54ZM79 208H83V210H80ZM98 208V207H97ZM110 208V207H109ZM174 208V207H173ZM176 208V207H175ZM174 208V209H175ZM184 208V207H183ZM187 208V207H186ZM211 208V207H210ZM217 208V207H216ZM219 208V207H218ZM217 208V209H218ZM229 208H231L232 209V207H229ZM228 208V209H229ZM236 208V207H235ZM52 209L54 210V211H52ZM126 209V208H125ZM139 209V208H138ZM138 209H137V211H138ZM178 209V208H177ZM227 209V208H226ZM17 210V212L18 213H16V212H14V214H19V212H20V210L18 211ZM90 210V211H89ZM105 210V209H104ZM128 210V209H127ZM152 211V213H154V214H151L150 215V217H149V213H148V211ZM160 210V211H161ZM171 210H172V208H171ZM170 210V211H171ZM184 210V209H183ZM204 210V209H203ZM210 210V209H209ZM225 210V209H224ZM56 211V212H55ZM130 210H128V212H129ZM140 211V210H139ZM142 211H143V208H142ZM166 211V213H164ZM173 211V210H172ZM175 211V210H174ZM191 211H192V209H191ZM212 211V210H211ZM218 211H219V209H218ZM231 211H233L234 212V210H231ZM122 212V211H121ZM179 212H181V211H179ZM193 212V211H192ZM201 212H206V211H201ZM214 212V211H213ZM217 212V211H216ZM82 213V214H81ZM146 213H148V214H146ZM178 213V212H177ZM241 213V212H240ZM240 213H239V215H240ZM242 213V214H243ZM21 214V213H20ZM107 214V213H106ZM165 214L166 215H168V216H170L171 218H169V220H166V219H168L166 216H165ZM174 214V213H173ZM183 214V213H182ZM203 214V213H202ZM220 214V213H219ZM228 214H231V213H228ZM233 214V213H232ZM238 215V212L237 213H234V215H233V217L235 216V215ZM103 216L102 218H101V220H100V217L101 216ZM205 215V214H204ZM216 215H217V213H216ZM244 215V214H243ZM243 215L241 216V218L243 217ZM18 216H20V215H18ZM22 216H23V214H22ZM24 216H26L25 214H24ZM123 216H124V214H123ZM163 216H164V218H163ZM174 216V215H173ZM176 216V215H175ZM174 216V217H175ZM183 216H184V214H183ZM191 214L189 215H187V219H190L191 218ZM248 216V215H247ZM245 217L246 219H245V222L244 223H246L247 222V220L249 219L248 217ZM8 217V216H7ZM31 217V218H30ZM54 217V221H51V218H53ZM55 217H56V220H55ZM81 217V216H80ZM136 217H138V219L137 220H140V221H144L147 217H149L150 218V221H148V222H145L144 224H142V225H140V226H138V227H134L133 228V226H132V224H133V222H135V221H137L136 220ZM166 217V218H165ZM186 217V216H185ZM200 218V220L199 221H201V217L202 216H196L195 217V219L196 218ZM204 218H205V216H203ZM217 217V216H216ZM229 217V216H228ZM236 217V216H235ZM234 217V218H235ZM250 217V218H251ZM25 218V217H24ZM23 218V219H24ZM107 218V217H106ZM207 218V217H206ZM231 216H230V222L229 223H231ZM234 218H232V219H234ZM237 218H238V216H237ZM248 218V219H247ZM21 219V218H20ZM27 219V218H26ZM108 219V218H107ZM179 219V218H178ZM182 219V218H181ZM186 219V220H187ZM219 219V218H218ZM240 219V218H239ZM110 220V219H109ZM135 220V221H134ZM184 221V222H187V221ZM205 220V219H204ZM244 220V219H243ZM250 220V219H249ZM23 221H26L25 219L23 220ZM22 221V223H24ZM125 221V220H124ZM140 221H139V224H141L140 223ZM181 221H183V220H181ZM206 221V220H205ZM218 221H222V220H218ZM234 221V220H233ZM239 221V220H238ZM21 222V221H20ZM80 222H81V220H80ZM111 222V221H110ZM125 222V223H126ZM178 222V221H177ZM227 222V221H226ZM235 222V221H234ZM250 222H252V221H250ZM26 223H28L27 221L24 223V224H26ZM113 222H111V224H112ZM174 223H176V222H174ZM202 223H205L203 220H202ZM201 223V224H202ZM210 223H212V222H210ZM224 223V222H223ZM229 223L227 222V224L229 225ZM79 223H77V225H78ZM177 224V223H176ZM178 224H180L179 222H178ZM188 224V223H187ZM219 224V223H218ZM217 224V226L219 227V225H222V224H219L218 225ZM226 224V223H225ZM224 224V225H225ZM227 224L225 225V226H227ZM247 224H249V221H248V223ZM112 225H114V224H112ZM175 225V224H174ZM183 225V224H182ZM190 225V224H189ZM224 225H222L223 227H224ZM241 225L242 226H240L239 228H243L244 226H243V222H241ZM246 225V224H245ZM19 226H23L22 224H20ZM18 226V227H19ZM78 226V227H79ZM179 226V225H178ZM177 226V227H178ZM191 226V225H190ZM213 226H215L214 224H213ZM234 226V225H233ZM250 227H251V225H249ZM249 226L247 225V230H250L249 229ZM254 226H255V222H254ZM254 226H253V228H254ZM76 228H78L77 226H75ZM80 227V228H81ZM83 227V228H84ZM104 228L103 229V235H102V233L101 232H98L99 231V229H102V228ZM113 227H115V225L113 226ZM167 227V228H166ZM181 227V225L179 226V228ZM229 227V226H228ZM23 228H24V226H23ZM22 228V229H23ZM83 228H82V231H83ZM119 228V227H118ZM157 228H158V230H157ZM161 228V229H160ZM182 228V227H181ZM184 228V227H183ZM191 228V227H190ZM201 228V227H200ZM205 228V227H204ZM214 228V227H213ZM216 228V227H215ZM214 228V229H215ZM233 228V227H232ZM255 228H256V226H255ZM254 228V230H255V232L256 233H258L257 231H256V229ZM19 229H20V227H19ZM160 229V230H159ZM175 229V228H174ZM191 229H193V228H191ZM225 229H228V228H226L225 227ZM237 229V228H236ZM29 230V229H28ZM73 230H74V228L71 230L72 232H73ZM77 230H79V228L77 229ZM81 230V229H80ZM109 230V229H108ZM107 230V231H108ZM123 230V229H122ZM156 230L157 231H160V232H162L161 234L163 235V238H161V240L162 239H166L167 237V240H163V241H161V240H159V239H157V238H160L159 236H161V235H159L158 237H157V234H160V233H157L156 234ZM162 230V231H161ZM178 230V229H177ZM177 230H174V233H175V231H177ZM182 230V229H181ZM220 230H222V231H225L224 230V228H220ZM219 230V231H220ZM243 230V229H242ZM245 230V229H244ZM253 230V231H254ZM38 231V230H37ZM37 231H35V232H37ZM63 231H64V233L65 234H61V233H63ZM81 231V232H82ZM106 231V230H105ZM110 231H112V230H110ZM113 231H115L114 230V228H113ZM199 231V230H198ZM236 231V230H235ZM251 231V230H250ZM253 231L251 232L252 234H254L253 233ZM78 232V231H77ZM84 232V231H83ZM109 232V231H108ZM178 232V231H177ZM176 232V233H177ZM236 232H238V231H236ZM240 232V231H239ZM242 232L244 233V234H242ZM240 234L241 235H244V236H241L240 238L239 237H237L238 238V240H237V238H236V240L237 241H233L235 244V246L233 247V248H230V246L229 245H231V241H230V238L228 237V236H226L225 234H223V236L225 235V237H227V238H225L224 237V239H225V241H224V239H223V241H221V243H222V245H223V242L225 243L224 244V248L223 247H221V248H223V249H225V254L226 253H230V256H229V259H227V264H233V262H235L236 260H234L233 258V256H236V255H239L238 257H240L241 258V263L240 264H251V263H257V262H259L260 264H262L263 263V258H262V260H261V258H257V256L259 255V256H261L260 255V249H257V250H259V251H257V252H255L256 254L258 253V255H256L255 253H254V250L252 251V253H254V254H252L251 253V255H250V253H249V255H247V253H248V251L250 250V249H247L248 251L246 252V248H248L249 246H252L253 245V247L254 248H256L257 246H258V244L257 243H260L259 241L257 242V240L258 239H256V237H255V235H256V233H255V235H254V237L255 238H253V237H251V235L248 233V231L246 232V230L245 231H242ZM3 234H4V232H2ZM40 233V232H39ZM41 233H42V231H41ZM79 233V232H78ZM179 233V232H178ZM177 233V234H178ZM198 233V232H197ZM196 233V234H197ZM230 233V232H229ZM245 233H247L248 235H249V237H247L246 235H245ZM61 234V235H60ZM70 234V233H69ZM82 233H79V235L80 236H82V239H83V235L85 234V232H84V234L83 235H81ZM180 234V233H179ZM219 234V233H218ZM221 234V233H220ZM77 235V234H76ZM109 235V234H108ZM111 235V234H110ZM197 235H199V233L197 234ZM211 235V234H210ZM228 235V234H227ZM238 235V234H237ZM48 236V237H49ZM65 236V237H64ZM87 236V235H86ZM172 236V235H171ZM180 236H181V234H180ZM180 236H178L177 237V241H180L182 238L180 237ZM229 236H230V234H229ZM232 236V235H231ZM4 237H5V235H4ZM3 237V238H4ZM55 237V236H54ZM73 238V240H69L68 241V239L69 238ZM78 237V236H77ZM88 237H90L89 235H88ZM157 237V238H156ZM162 237V236H161ZM172 237H174V236H172ZM198 237V236H197ZM234 237H236V236H234ZM2 238V241L4 242V243H7L6 242V240H4ZM44 238V239H43ZM41 237V239L42 240H39V241H42V242H40V243H43L44 241L43 240H45V237ZM68 238V239H67ZM221 238H222V236L220 237V240H221ZM229 238V239H228ZM48 239H50V238H48ZM110 239V238H109ZM109 239H107V240H109ZM111 239H112V237H111ZM190 239V238H189ZM197 239H200V238H197ZM226 239H228L229 241H227ZM259 239H261V238H259ZM51 240V239H50ZM50 240H49V242H50ZM52 240H51V242H52ZM85 240V239H84ZM114 240V239H113ZM193 240V239H192ZM195 240V239H194ZM193 240V241H194ZM37 241V240H36ZM46 241H48V240H46ZM110 241V240H109ZM109 241H107V243H109ZM192 241V243H194ZM196 241H198V240H196ZM211 241H212V239H211ZM103 242V243H104ZM190 242V241H189ZM227 242L228 243H230V244H227ZM232 242V243H233ZM37 243V242H36ZM45 243V242H44ZM110 243H112V242H110ZM191 243V249L193 250V245L194 244H192ZM204 243V242H203ZM46 244V243H45ZM83 244H85V243H83ZM260 244H262V243H260ZM37 245H38V243H37ZM52 245V246H53ZM76 245H78V247H76ZM108 245V246H107ZM206 245V244H205ZM204 245V246H205ZM220 245V244H219ZM221 245V246H222ZM254 245H257V246H254ZM40 246V245H39ZM49 246V245H48ZM195 246V245H194ZM232 246H233V244H232ZM231 246V247H232ZM260 246V245H259ZM43 247L44 246H42V250H44L43 249ZM56 247H55V250L56 251H58L57 249H56ZM83 247H85V245L83 246ZM50 248V247H49ZM48 248V249H49ZM116 248V247H115ZM185 248V247H184ZM187 248H189V246L187 247ZM218 248V247H217ZM216 248V249H217ZM250 248V247H249ZM261 248H262V246H261ZM52 249V248H51ZM85 249V248H84ZM264 249V248H263ZM261 250V251H263L264 252V250ZM77 250H79V248L77 249ZM76 250V251H77ZM116 250V249H115ZM118 250V249H117ZM220 250V249H219ZM245 250V251H244ZM251 250H252V248H251ZM44 251H46V250H44ZM43 251V252H44ZM74 251V250H73ZM82 251V250H81ZM42 252V253H43ZM59 253V251L57 252V253H59V254H61V256H62V254L63 253H65L64 255H68V252H67V254H66V252L64 251L63 253ZM92 252H90V253H92ZM185 252V251H184ZM198 252V251H197ZM221 252V251H220ZM219 252V253H220ZM223 252V251H222ZM244 253L245 252V254H243V255H241V253ZM45 253V252H44ZM49 253V252H48ZM52 253H54V251L52 252ZM56 253V254H57ZM74 253V252H73ZM187 253V252H186ZM46 254V253H45ZM55 254V255H56ZM58 254V255H59ZM78 254H79V252H78ZM184 255V257H185V253H183ZM198 254H200L201 255V252L199 251V253ZM221 254V253H220ZM231 254H232V256H231ZM264 254V253H263ZM48 255V254H47ZM69 255H70V252H69ZM89 255H91V254H89ZM93 255V254H92ZM187 255V254H186ZM253 255H255L256 256V258H255V256H253ZM71 256V255H70ZM73 256H74V254H73ZM264 256V255H263ZM43 257V256H42ZM63 257V256H62ZM61 257V258H62ZM64 257H66L67 259H70L69 258V256H64ZM74 257H78V255L76 254V256H74ZM74 257L72 258V259H74ZM84 257H85V254H84ZM93 257V256H92ZM91 257V258H92ZM223 257H224V255H223ZM226 257V256H225ZM227 257H228V255H227ZM230 257H231V259L232 260H234V261H232L231 259H230ZM237 256H236V259L238 258ZM255 259H254V258ZM262 257V256H261ZM90 258V259H91ZM173 258H175V259H173ZM56 259H57V255H56ZM71 259V260H72ZM77 259V258H76ZM75 259V260H76ZM192 259V258H191ZM224 259V258H223ZM254 259V260H253ZM259 260V261H257V260ZM75 260H73L74 261V263H75ZM78 260V259H77ZM151 260V261H150ZM230 260L232 261V263L230 262ZM238 260V259H237ZM252 260H253V262H252ZM257 262H256V261ZM44 261V260H43ZM67 261V260H66ZM91 261V260H90ZM108 261H109V263H108ZM149 261V262H148ZM162 261H165V263H163ZM224 261H226V259L224 260ZM36 262V264H39L37 261H35ZM34 262V263H35ZM49 262V261H48ZM51 262V261H50ZM57 262V261H56ZM78 262V261H77ZM92 262H93V260H92ZM186 262V264H189V263H187ZM239 262V261H238ZM262 262V263H261ZM45 263V262H44ZM73 263V264H74ZM85 263V262H84ZM253 263V264H254ZM258 263V264H259ZM191 264H192V261H191ZM235 264H239V263H236L235 262Z\"/></svg>","mask_w":264,"mask_h":264}]
</instances>
